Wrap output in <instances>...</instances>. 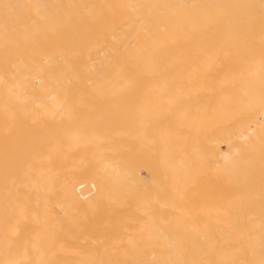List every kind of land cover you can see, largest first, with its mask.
<instances>
[{
  "label": "rangeland",
  "instance_id": "obj_1",
  "mask_svg": "<svg viewBox=\"0 0 264 264\" xmlns=\"http://www.w3.org/2000/svg\"><path fill=\"white\" fill-rule=\"evenodd\" d=\"M1 1V0H0ZM3 1V0H2ZM0 2V7H1V3H2V9L3 10H0L1 12H3V11H6L7 13H5V12H3V14L0 12V31H2L3 33L1 34V37H2V39L4 40L3 42H2V40H1V38H0V42H2V43H0V48L2 49V50H5V49H3L4 48V46L6 47V50H5V52L4 51H1V49H0V51H1V53H0V70H2L4 73H9V71L11 72L12 71V75H13V77H15V73H16V71H23V73L25 72V75H24V80H28V78H31V79H35V77L36 76H39L40 78H44V77H46V75H47V73H48V70L50 69L49 68V56H50V52L47 54V52H48V50L50 51V49L52 48V45L50 44V40L51 39H48V38H51V34H50V25H49V22H48V9L50 8V5H51V3H50V0H48L47 2H43L44 4L43 5H45V4H48V2H49V5L47 6V5H45V6H47L46 8L44 7V9H46L47 11H45V10H43V14H42V17H40V19H39V21L41 22H39V21H37V20H35V18L34 19H31V14L30 13H26V11H25V8L27 7V12H29V10H30V8L31 7H29V6H27V5H25V2L29 5V0H20L19 1V3H21V6H19V5H15L14 7H12V9L13 10H6L5 8H3V6H5V3L7 2V1H9V0H5V1H3V2ZM22 1H23V3H22ZM44 1V0H43ZM46 1V0H45ZM195 1V0H194ZM202 3H203V1L204 0H200ZM200 1H196V3L197 4H195L194 2L192 3V5L193 4H195V5H198V7L200 6L202 9H204V10H208V12H207V14H211V12L214 10L213 8H215V7H218L217 6V4H218V2L220 1V0H211V1H209V0H206L207 1V3H208V8H206V4H205V6L202 4V3H200ZM217 1V2H216ZM224 1V0H223ZM223 1H222V3H220V4H222V7H227V8H225L224 10H226L227 12H230V10H231V12L233 13H231L230 15H231V17H232V15H233V17L232 18H235V16L237 17V19H238V21H240L239 19H241V21H243L242 19H244L245 17H246V19H245V21L244 22H247L246 20L249 18V16H250V18H256L255 19V22H254V20H252V19H250V20H252V22H254V23H256L257 21L256 20H258V22H259V25H258V22H257V26H254L253 27V25L252 24H250L251 23V21H249L248 23L251 25L250 26V29H249V24H245L244 22H241L243 25H244V28H243V25L242 24H239L238 23V21H236V23H235V19H231L230 20V23L232 24V23H235V24H239L240 26H238L237 25V27L238 28H240V27H242L241 28V30H242V32L244 31L246 34H243L242 35V33H241V35H239L238 33L240 32V29H239V31L237 30V27H236V29L234 28L235 26L233 25V28H234V30L233 31H231V28L230 27H227V28H225V26H227L226 24H228L229 23V20L228 19H230V18H228L229 16L227 15V13H226V15L224 14V13H221V12H223V11H221V12H218V13H220V14H218V13H215V15L216 14H218L217 16H219V17H221L222 15H225V16H222V20H223V22L224 21H226V18H227V21L225 22L226 24L224 25V23L222 22V21H220L221 19L219 18V22H222V26H221V28L223 29H217L219 26H218V24H216L217 26L216 27H214V24H215V22H217V20L215 21V20H213V22L212 23H210V22H207L209 25H205V24H203V26H201V24L200 25H198L196 28H193V30H192V32L194 33V37L196 38V39H199V40H201V38H209V39H213L212 40V42H210V43H212V44H208V46L210 45V49L212 50V51H208L207 49L206 50H204L205 48H207L206 46H203V45H200V47L201 48H203V50L201 51V50H198L199 52H196V45H197V42H196V39L193 37V36H191V37H193V39H194V42H193V44H192V50L194 51V52H192V51H190V52H186V53H181V55L183 56V59H181L182 58V56H180V53L179 54H176V55H179V57H181V58H179L178 56H176V58H175V55H174V57L173 56H166V58H165V56H163V58H160V61H162V59L164 60V58H165V60H168L167 58H169V60L168 61H170V58H173V61L175 62L176 60L175 59H177V58H179V61L181 60V61H184V62H186L189 66V68L190 69H192V71L194 72V73H196V74H191V75H193V76H191V77H189L190 76V74L189 75H187L185 72H186V68L189 70V68L188 67H186L185 65H187L186 63H181V64H184V65H182V66H184V68H183V70L182 69H180L181 67V64H178L179 65V68L178 67H176V65L174 66V68H173V66L170 68V69H172L173 68V73L172 74H174V72H175V70H176V72H175V74L176 75H172L173 77H176V76H182V77H186V76H188V77H186L187 78V80L185 79V81H188V80H191L194 76H197L198 77V79H200L201 80V78H203V80H201V81H206V79H205V77L207 78V80H209V79H211V78H213L214 80H216L217 82H220V81H222V84H225V86H230V82L229 81H231V80H233L235 77L233 76V75H235L236 76V80H234L233 82H237L236 83V85H238V84H241V85H239V86H244L245 84H248L247 83V81H246V76L247 75H250V74H246V72L245 71H251V69L250 68H252V70H258V71H264V69H262V65L264 64H262L261 62H263V57L262 56H264V42L262 43V42H260L261 40H259L258 41V39H260V38H264V32H262L261 34L263 35V36H261L260 35V30H262L263 29V31H264V15H263V11H264V8L263 7H261V9H260V5L262 4H260V2L259 3H257L258 2V0L256 1H254V2H256L255 4H254V6H256L257 8L256 9H254V8H252V10H250L251 9V5H253V3L251 4V2H253V0H246V2H245V0H240L241 2H243V3H241L239 0H226L225 2L226 3H223ZM229 1V2H228ZM231 1H232V3H234V4H232L231 3ZM102 2V3H101ZM205 2V1H204ZM217 4H216V3ZM100 3V4H99ZM206 3V2H205ZM237 3H239V4H241V5H239L238 6V4ZM245 3H247V5H248V3H249V5H248V8H249V11L247 10V12H245L244 14L246 15H244L243 14V11H245L246 9H243V7L244 8H247V6H246V4ZM105 4V2H103V1H100V0H96V2L94 3V7H95V9L93 10V13H96V14H98V12L101 10V6H103ZM112 4H113V1H112ZM220 4H218V5H220ZM231 4V5H230ZM244 4V5H243ZM251 4V5H250ZM258 4H260L259 5V7H258ZM79 4H77V6H78ZM115 5V2H114V4H113V6ZM212 5V6H211ZM213 5L215 6V7H213ZM237 5V6H236ZM235 6L236 8H233V7ZM261 6H264V5H261ZM18 7V8H17ZM19 7H20V9H19ZM221 7V6H220ZM231 7V8H230ZM237 7H238V9H237ZM253 7V6H252ZM15 8V9H14ZM22 8V9H21ZM29 8V9H28ZM114 8V7H113ZM206 8V9H205ZM241 8V9H240ZM247 8V9H248ZM5 9V10H4ZM200 9V8H199ZM215 9H217V8H215ZM229 9V10H228ZM234 9H235V11H234ZM240 9V10H239ZM255 10V12H254V10ZM260 9V10H259ZM17 10V11H16ZM22 10V11H21ZM238 10V11H237ZM16 11V12H15ZM113 11H115V9H113ZM113 11H112V13H113ZM210 11V12H209ZM241 13H240V12ZM250 11H252V12H250ZM13 14H12V13ZM17 12L19 13V14H17ZM213 12H215V11H213ZM225 12V11H224ZM238 12V13H237ZM253 13V14H256V15H254L255 17H253V16H251V15H253V14H250V13ZM258 12H262V15H260V13H258ZM247 13V14H246ZM2 14V15H1ZM15 14V15H14ZM213 14V13H212ZM222 14V15H221ZM28 16L27 18L26 17H24V16ZM113 15H114V13H113ZM242 16V17H240V16ZM5 16V17H4ZM16 17V18H18V19H15L14 17ZM238 16H239V18H238ZM245 16V17H244ZM256 16H258V17H256ZM262 16V17H261ZM9 17H11L10 18V20H9ZM224 17V18H223ZM244 17V18H243ZM8 18V19H7ZM14 18V19H13ZM30 18V19H29ZM45 18V19H44ZM262 18V19H261ZM6 19V20H5ZM28 19V20H27ZM43 19V20H42ZM248 19V20H249ZM209 20H211V18L209 19ZM232 20H234V22H231ZM10 21H11V24H10ZM18 21V22H17ZM19 21H20V23H19ZM31 21H32V23H31ZM45 21V22H44ZM215 21V22H214ZM31 23V25H29V23ZM43 22H44V24H43ZM228 22V23H227ZM25 23V24H24ZM36 23V24H35ZM47 23V24H46ZM107 23H108V19H105V20H103V21H100L99 22V19L97 20V22H95L93 25H86L85 23H83V25H86V26H94V27H92V28H90L87 32H86V30H85V28L82 26L81 28H80V33H81V38H83V42H81V45L82 46H86V47H92L95 43H96V39L99 37V35H100V31H101V29H102V27H100L99 25H107ZM201 23H202V21H201ZM14 24V25H13ZM17 24V25H16ZM27 24V25H26ZM35 24V25H34ZM43 24V26H41ZM211 24H212V29H210V27H211ZM263 26H262V25ZM19 25H21L22 27H20ZM26 25V26H25ZM47 25H49V26H47ZM248 25V26H247ZM256 25V24H255ZM25 28H24V27ZM28 26V27H27ZM206 26H207V29H205L206 28ZM224 26V27H223ZM230 26H232V25H230ZM246 26V27H245ZM258 26H259V31H258V33L256 32L257 30H258ZM37 27V28H36ZM203 28V29H205V30H200V28ZM251 27H253L252 29H251ZM21 28V29H20ZM199 28V29H198ZM220 28V27H219ZM232 28V29H233ZM248 28V30H246ZM255 28V29H254ZM8 29V30H7ZM210 31H209V30ZM215 29V31H217L218 32V34H216V36H215V34H214V32H213V30ZM224 29L225 30H229L230 32H229V35H224L223 34V32H224ZM256 30V31H254V30ZM197 30H199V31H197ZM250 30V31H249ZM253 30V31H252ZM19 31V32H18ZM48 31V32H47ZM200 31H203L202 33L200 32ZM205 31V32H204ZM207 31L208 32H210V33H212V34H208L207 33ZM212 31V32H211ZM220 31H221V34H220ZM227 31H225V32H227ZM22 32V33H21ZM199 32H200V34H202V35H199ZM238 32V33H237ZM253 32H254V34H253ZM1 33V32H0ZM19 33H21L22 35H24V36H20L19 35ZM193 33L191 34V35H193ZM198 33V34H197ZM30 34V35H29ZM33 34V35H32ZM257 34V35H256ZM258 34L261 36H258ZM4 35H7V36H4ZM14 35H15V37H14ZM208 37H207V36ZM212 35H214V37H215V39L216 38H220V37H222V39L224 38V45H225V39H227L226 40V42L227 41H230V42H227L226 43V45H225V48H226V50L224 51L223 49V47H224V45H222L221 43H218V44H214V37L212 36ZM219 35V36H218ZM220 35H222V36H220ZM239 35V36H238ZM6 38V42H5V39H4V37ZM10 36V37H9ZM28 36V37H27ZM33 36V37H32ZM84 36H86V38H84ZM197 36V37H196ZM200 36V37H199ZM211 36H212V38H211ZM25 37V38H24ZM35 37V38H34ZM180 37V36H179ZM240 38V40H239V38ZM252 37L254 38V39H252ZM260 37V38H259ZM29 38V39H28ZM45 38H46V40H45ZM235 38V39H234ZM7 39H9V40H7ZM11 39V40H10ZM37 39V41H38V43L35 41V40ZM42 39H43V43H42ZM237 39V41H235ZM27 40V41H26ZM103 40L104 41H106L105 40V38H103ZM14 41V42H13ZM19 41H21V42H19ZM40 41H41V44H40ZM211 41V40H210ZM243 41H244V43H243ZM248 41H251V42H248ZM8 42V43H7ZM25 43V44H23V43ZM33 43L34 42V44L32 45V46H30L31 45V43ZM195 42H196V44H195ZM237 42H238V44H237ZM5 43V44H4ZM29 43V45H27V44ZM201 44H202V42H200ZM199 43V44H200ZM230 43V44H229ZM9 44V45H8ZM17 44H19V48H17L18 47V45ZM37 44V45H36ZM240 44H241V46H240ZM48 45V46H47ZM216 45H218L219 47H222V48H220V50L218 49V47L216 46ZM248 45V46H247ZM249 45H251V46H249ZM34 46V47H33ZM43 46H46V47H43ZM54 46V45H53ZM195 46V47H194ZM242 46H243V48H242ZM54 47H56V46H54ZM193 47H194V49H193ZM214 47H216L215 49H214ZM246 47H248L247 49H249L250 51H248L247 49H245ZM250 47L252 48V50L254 49V51H252L251 49H250ZM8 48V49H7ZM242 48V49H241ZM34 49V50H33ZM217 49V50H216ZM235 49V50H234ZM245 49V50H244ZM47 50V52H45ZM222 50H223V52L226 54V55H224L223 54V52H222ZM229 50V51H228ZM246 50L248 51V52H246ZM214 51V52H213ZM34 52H36V53H34ZM207 52V53H206ZM211 52V53H210ZM221 52H222V54H221ZM2 53H4V54H2ZM35 55H34V54ZM185 54V55H184ZM211 54V56H209ZM216 54H217V56H216ZM220 54H221V56H220ZM235 54V55H234ZM247 54H254V55H249V57H251V59H248L247 58ZM257 54H259L260 55V59H262V61L259 59V57L258 58H256V56L255 55H257ZM206 55H207V57H206ZM4 56V57H3ZM6 56V57H5ZM38 56V57H37ZM41 56H43V57H41ZM184 56H186V58L184 57ZM189 56H190V58H189ZM202 56V57H201ZM220 56V57H219ZM239 56H241V57H239ZM254 56V57H253ZM258 56V55H257ZM158 57V56H157ZM162 57V56H161ZM216 57V58H215ZM252 57H253V59H252ZM16 58V59H15ZM42 58V59H41ZM47 58V59H46ZM84 58V57H83ZM149 57H147V59H148ZM151 58H152V60H151ZM153 58H156V57H153V56H151L150 57V59H148V61L147 62H150L149 60H151V62H156V61H153ZM159 58H156V59H159ZM175 58V59H174ZM185 58V59H184ZM206 58V59H205ZM210 58V59H209ZM215 58V59H214ZM218 58H221V59H219V60H217ZM230 58V59H229ZM238 58V59H237ZM35 59V60H34ZM36 59H37V61H36ZM84 59H86V58H84ZM147 59H145V57H144V61L145 60H147ZM155 59V60H156ZM34 61L35 62V64H33V62L32 61ZM172 60V59H171ZM178 60V59H177ZM217 60V61H216ZM234 60V61H233ZM240 60V61H239ZM243 60H246V61H243ZM44 61V62H43ZM159 61V60H158ZM199 63H198V62ZM214 61L216 62L214 65H217V66H214L213 65V63H214ZM251 61V62H250ZM13 62H14V66L15 67H13ZM15 62H17L16 64H15ZM32 62V63H31ZM37 62V63H36ZM39 62V63H38ZM171 62V61H170ZM188 62H190V63H188ZM212 62V63H211ZM222 64H221V63ZM236 62V63H235ZM245 62V63H244ZM250 62V63H249ZM2 63V64H1ZM48 65H47V64ZM198 63V64H197ZM202 63V64H201ZM207 63V64H206ZM209 63V64H208ZM226 63V64H225ZM248 63V64H247ZM4 64V65H3ZM33 64V65H32ZM38 64H41V65H47V67H45V66H43V67H41V65H40V67H38L37 65ZM171 64H173L174 65V63H171ZM175 64H177V62L175 63ZM196 64V65H195ZM199 64L201 65V66H203V68L201 67V66H199ZM219 64V65H218ZM161 67L160 68H162V67H164V64H159ZM159 65L157 66V65H155V66H157L158 68H159ZM168 65H169V63H168ZM168 65H165V67H166V69L164 68V70H165V72H164V75L162 74L163 73V71H161V72H159L160 70H158V68L156 69V72H157V70H158V72L161 74V75H163L162 76V78L167 74L166 72H168V70H167V66ZM177 65V66H178ZM211 65V66H210ZM229 65V66H228ZM238 65V66H237ZM252 65H254V66H252ZM261 65V66H260ZM16 66H19V69L17 70V68L18 67H16ZM32 66H35L34 68L32 67ZM242 66H244L245 68H243ZM252 66V67H251ZM260 66V67H259ZM264 66V65H263ZM169 67H170V65H169ZM198 67H200V68H198ZM208 67V68H207ZM217 67V68H216ZM219 67V68H218ZM241 67V68H240ZM10 68V69H9ZM12 68H14V71H13V69ZM16 68V69H15ZM41 68V69H40ZM45 68H46V70H45ZM202 68V69H201ZM212 68V69H211ZM243 68V69H242ZM254 68V69H253ZM32 69V70H31ZM36 69V70H35ZM40 69V70H39ZM99 69H103V63L102 64H100L99 65ZM144 69L145 70H147L148 69V67L146 66V67H144ZM169 69V71H171ZM198 69V70H197ZM202 70V72L204 71V70H206V72L209 70L212 74H216V73H218L219 75H212L210 72H208V74H210L209 76L211 77H209L208 76V74L204 71V73H206L205 75L204 74H202V72L200 73V72H197V71H201ZM236 69V70H235ZM239 70V72H238V70ZM241 69L243 70L242 72H241ZM9 70V71H8ZM91 70L92 71H94V72H96L97 73V70H96V65H95V68L94 67H92L91 68ZM145 70H143L142 69V73H141V75L142 74H144V72H145ZM178 70H180V73H184L186 76H184V75H181L179 72H178ZM183 72H182V71ZM230 71V72H227V71ZM44 71V72H43ZM147 71H149V70H147ZM146 71V72H147ZM192 71H191V73H192ZM214 73H213V72ZM217 71V72H216ZM227 73H226V72ZM233 71V72H232ZM235 71V72H234ZM237 71V72H236ZM31 72V73H30ZM156 72L154 73V74H156ZM157 72V73H158ZM187 72H189V71H187ZM220 72H222V73H220ZM223 72L225 73L224 75H223ZM244 72V73H243ZM0 73H1V71H0ZM4 73H2L3 74V76H4ZM14 73V74H13ZM149 74H146L145 73V75H147V76H149L150 75V71L148 72ZM200 75H199V74ZM234 73V74H233ZM1 74V75H2ZM154 74H152L151 73V76H154ZM168 74H169V72H168ZM220 74H222V75H220ZM228 74V75H227ZM230 74V75H229ZM245 74V75H244ZM6 76H4V77H2L3 79H1L2 80V83H1V81H0V88L2 89V91H0V94L1 93H5V92H11V90H8V91H5V89L7 90V88L6 87H8V88H12V92H14L13 93V95H11L12 94V92L9 94L10 95V97L11 98H14L13 96H15V99L17 100V101H20V102H17V105L14 107V108H12L14 105V103H16V100H15V102L13 103L12 102V100L13 99H11L10 97H9V95L8 94H1V95H5V96H2V97H5L4 99H2V97L0 96V104H1V100H4V101H2V104L0 105V110H4V111H0L1 113L3 112L4 114L5 113H7V115L8 114H12L13 113V111L15 110V112L14 113H17V115H19L18 117L17 116H15L16 114H12L11 116H15V118L14 117H10V118H7L8 116L7 115H5V116H1V113H0V120H4V119H10V121H15V120H17L16 118H18V120H20V118L22 119V120H26V119H34L35 117H36V119H38L39 118V120H41V119H43V117H45V116H47V118H44L47 122H48V129H49V131L51 132V129H53V128H55V127H53L52 128V126H53V124L51 125V121L53 122V120H52V118L50 117V115L48 114V112L45 114V116H43L42 115V117H41V115H37V114H35V116H33L32 114H33V112H36V113H39V112H42V109H44V107H45V110L46 109H48V111L50 112V110H51V108L49 107L48 108V105L49 106H51V103H50V98H46L45 96H44V94L45 93H48V90H47V88L45 89L44 88V85H42V84H39V85H41L40 86V88L39 89H36L35 91H26L27 93H29L28 95L25 93V91H24V94H26L25 95V97H23V92H20V91H16V89L14 88V87H17V86H19V85H14V79L13 78H11L12 76H11V74H10V76H9V74H5ZM131 75V76H130ZM143 76V78H144V80L146 79L147 80V78H145L146 76ZM227 75V76H226ZM240 75V76H239ZM252 75V74H251ZM250 75V76H251ZM9 76V77H8ZM129 76L130 77H132V73H131V70L129 71ZM151 76H149V77H151ZM158 76H160V75H158L157 74V78H158ZM168 77H169V75H167ZM199 76H200V78H199ZM214 76V77H213ZM220 77V78H218V77ZM226 76V77H225ZM242 76V77H241ZM155 77V76H154ZM166 77V76H165ZM197 77H195L193 80H194V83H195V85H196V87H198L197 85L198 84H201V85H199V88H197L196 89V91H195V89H194V91H195V93H197L198 92V94H196V96L194 97V95L193 94H195L194 93V91L193 92H191L192 91V89H193V87L194 88H196L193 84H191V85H193V87L192 86H188V87H190V88H192L191 90H190V88H187L188 90L187 91H189L190 90V93L188 92L187 93V91H186V89L185 90H182L181 89V91H180V88H183V87H180V86H178L179 84H177V86H174L173 88L175 89V91L173 92H171V90H172V88H171V90H170V87H169V85H171V84H167V86H164V87H166L168 90H170V94H165V96L167 97L168 95L169 96H171L172 94H173V96H171L172 98L173 97H175V98H173V99H170V97L168 96L167 98L166 97H164V99H166V100H164L163 98H160L161 100V103H158V108H159V106H161L162 105V107L166 110L167 108L166 107H168L169 105H171V103L173 104L174 103V99H176V97H177V100L178 99H182L183 97V99L181 100L182 101V103L180 102V100L179 101H176L175 102V105L173 104L171 107H172V110H169V109H171V108H169L168 110L171 112V114H170V112H168V110L166 111V112H168L170 115H172V116H170L169 117V115H167V113L164 111V112H162L161 110H160V108H162V107H160L159 108V110L161 111V117H162V115L165 113L166 115H163V117L165 116V117H169L171 120H175V118L177 117H179L178 119H180V117H181V119L182 118H184V117H186V121H187V123L188 122H190V120L192 121V122H190L191 124L193 123V122H197V123H199L200 125H201V127H200V125L198 126L196 123L194 124V126H195V129H196V131L200 128V130H198V132H196L195 130H192V128L194 129V126H192L191 127V130L190 129H188L187 127L188 126H191V124L190 125H188V124H186V125H188L186 128H184V124L186 123H184V121H182V120H184V119H180L181 120V122L176 118V120H175V122H176V124H175V122L173 123L174 125H177V127H174V128H176V129H174V133H171L170 134V131H173L171 128H172V125L171 124H169L170 122H171V120L167 117L166 118V120L164 119V120H162L161 118H160V120H161V122H159V117H158V119H157V117H155V118H153V116L152 117H149L150 119L151 118H153V120H154V123L153 122H151V125L153 126L152 128L150 127L151 125H148V123H149V119L147 118L148 116H151V114L153 115V112L155 113V111H157V109L156 110H154V106L153 107H151L152 105H154L155 103H156V101L158 100L157 98V100H151L152 98L153 99H155L154 97L156 96V97H160V96H158V94H159V90H160V93L162 92V89H163V87H162V85H160V86H158V87H154V90H156V89H158V90H156L155 91V93L154 94H156V92L158 93L157 95H154V94H150V96L149 97H151L152 96V98L150 99V98H148V94L147 93H149L150 91V85H149V87H147V91H149V92H147L146 94H144L143 92V94L146 96V98H147V100L148 99H150L151 100V102L150 101H148V103L147 104H149V105H147V104H145L146 102H147V100H146V102L144 101L145 100V96H142V97H140L139 99H141L142 98V101H143V107L145 106V105H147V107L149 108V107H151V108H153V111H152V109L151 108H149V111L151 110V114H149V113H147L148 111V109H145V111L143 112V113H145V114H142L141 112V110L140 109H137V108H139V107H137L136 108V106H138V104L136 103V102H134V100L135 99H133L132 101L130 100V98L132 99L133 97H134V93L135 92H137L138 91V89H134L133 87H132V85L130 84V85H128V87L126 88V89H124V91L127 93V97H130V98H127V100H128V102L127 101H125V103L127 104V103H130L129 105H126L125 103H124V107L126 108H124V111L125 110H127L128 111V109H130V108H133L132 106H133V103L135 104L134 106H135V108H134V113H136V117H139V119L138 120H140V121H138L136 118V122H137V124H134V126H135V128H134V126H132V128L133 129H131V127H130V125L127 127V128H125L124 130H125V140H128V141H123V142H128V143H126V144H124V147L126 146V148L128 149L127 150V152H126V149H124V147H123V149H124V151H122V149L120 148V151L121 152H123V153H117V154H115L114 152H112V155L111 156H114L115 157V155L116 156H120V154H122V156L123 157H121V158H124L126 155V157H129L130 155H132L131 153H135L136 151H138V150H144L145 148H143V147H148V148H146L145 149V151H142L141 153L139 152V153H136V156L138 155V159L137 158H135V156H132V157H134L135 158V162H134V160L132 159V158H128L129 160H131V163H128V164H130L131 166L129 167L128 165V167L127 168H129V172H133L134 174H135V176H136V178H134L135 180H128V181H120V182H117V185L115 184L116 182H106L107 184H105V182H104V185H103V187L105 186H110V188L109 187H107L106 189L105 188H101L100 187V185H99V190L101 189V191L103 190V192H101V194H103V195H105L106 196V194H108L109 192H110V189L112 190V192H111V194H110V196H109V194L106 196L107 198H108V200H107V198H104L103 200H102V196L103 195H101V194H98V195H96L97 196V198L99 197L103 202H101V200H99V199H96V197H95V195H93V197L95 198V199H93L92 198V196L91 197H83V200L82 201H80L79 199L80 198H77L78 199V201L77 202H75L77 199L76 198H74V199H76V200H73V198L72 199H70L69 200V198L68 197H66V196H64V195H66V193H68L69 192V190L67 191V189H63V188H65L64 186L65 185H63V187L62 186H60V184H59V182L61 181H63V180H66L64 177H65V174H66V172H64V174H62L61 176L63 177H57V178H55L54 176H53V173L51 174L56 180H57V182H56V180L55 179H53V180H55V184H57L56 185V188H57V186H60V187H58L57 188V190H56V192H57V195H56V197H55V194L53 193V191L56 189L55 187H48V186H46V187H48V189L46 190L47 191V193H45L44 192V190L45 189H43V186H41L40 188H37V187H39V185H37V187H35L36 185H32V184H30V186L29 185H25V184H23V185H21V186H23L24 188H25V186H26V188L27 189H24V188H22V190H23V192H22V195L23 196H21V197H19L18 196V198H17V200H14L15 202H17V201H19L18 199H21V198H23L21 201H25L26 200V202L27 203H31L32 204V201H33V199H34V197H32V195L34 194L33 192H35V197H37V195H38V192H40L39 191V189L41 190V189H43V193H44V195L42 194V192H41V196L44 198V199H46L47 200V204L49 205H47V214H45V215H47V216H45L44 217V215H41V217L43 216V218L41 219L42 221H44V222H42L40 219H38V218H35V221L37 222V219H38V222H37V224H36V222L34 221V219L33 218H31L34 222H35V224L33 223V221H30L28 218H27V222L26 221H24L23 223L22 222H19V225H15L14 227H12L11 229H10V227L8 228V226H6V228L4 227V229H3V231H2V229L0 230V237H1V239H0V241H1V243H0V246L3 248V252L1 253V259H0V263L2 262V264L3 263H5V264H8L7 263V261L9 262V264H43V262L45 261V259L46 258H48V257H50L49 256V252H50V250L52 251V252H50V254H51V257L48 259V262H47V259H46V261L44 262V264H164V263H166V262H168L167 264H174V263H179V264H206V262L207 263H209V261L207 260H205V262H204V259L206 258V259H209L210 260V258L212 259L213 258V260H211V264L213 263V264H219L218 262H220V260L222 261L221 263L223 264V262H225V261H227V259L228 258H231L232 259V257H233V260H232V262H233V264H235V262H237V261H239L238 260V258H240V259H243L244 257H250L251 258V256H252V258L250 259V262L251 263H248V259L247 258H244V259H246L245 261H244V259L243 260H241L240 262H238L239 264H264V262H261V261H263L264 260V252H263V248L262 247H264L263 245H264V235H262L261 236V238H259V239H257L256 240V242H255V246L253 247V249L252 250H250L249 249V252H247V249L246 250H244L245 249V244L246 243H244L243 241H244V238L243 237H241L242 239H240V236L241 235H243L244 236V234H241L240 233V231H238L237 229H239V228H241L242 230H244V227L242 226V225H246L245 226V228L247 227V225H249L248 226V228H252L253 230H256V231H254V232H252L251 231V233H255V234H257V236H258V234L261 232V234L263 233L264 234V217H263V219H262V216H264L263 214H264V156H262L261 154H263L264 155V151H262L261 149H264V144H263V142H264V132H263V130H264V128H262V126L264 125L263 123H264V120L263 119H261L262 117H260L261 115H259L258 117H259V120L261 121V122H259L258 124H257V126H256V129H257V127H258V129L257 130H259V133H260V136H261V138L259 137V135H257V133H258V131H254V132H250V134L252 135V137L253 136H256V139H255V137H254V139L249 135L248 136V134H244L243 135V133H241V134H238V130H236L237 129V126H239L241 123H242V119H244V117L246 118V117H248V113H244V112H240L239 111V109H237L236 107H233L232 108V106H233V103L234 102H236V99H234V102L232 103V102H230L229 104H231L232 103V106L231 105H229L228 103V106L229 107H231V109L227 106V104H225L226 102L224 101L223 102V98H222V96H223V94L224 93H226V91H228V89L226 90V89H224L223 88V90H221L220 92H217V90L215 91L214 90V88H216L217 87V83L212 79V80H209L208 82H210V84L209 83H207V85H210L211 87H212V83L211 82H215V84H213V89L211 88V87H209L208 86V88L207 87H204L205 89H204V92H203V86L205 85L203 82H201L200 80H196L197 79ZM233 79H232V78ZM239 77V78H238ZM241 77V78H240ZM253 78H250L251 80L253 79H257L256 77H258V79H260V78H263L264 77V73L262 74V73H256V75H254L253 74V76H252ZM161 78V79H162ZM209 78V79H208ZM217 78V79H216ZM222 78H224V79H222ZM238 78V79H237ZM33 79V80H34ZM167 79V78H166ZM228 79H231V80H228ZM248 79V78H247ZM250 79H248V81H251ZM146 80H145V82H146ZM163 80H165L164 78H163ZM184 80V79H183ZM13 81V82H12ZM148 81V80H147ZM192 81V80H191ZM197 83H196V82ZM227 81L229 82V83H227ZM149 82V81H148ZM148 82H146V83H148ZM193 82V81H192ZM198 82H200V83H198ZM225 82V83H224ZM232 82V81H231ZM240 82V83H239ZM146 83H144V85L145 86H148ZM149 84V83H148ZM189 85H190V83H188ZM204 84V85H203ZM10 87H9V86ZM166 85V84H165ZM173 85H175V84H173ZM182 85V84H181ZM186 85V84H185ZM206 85V86H207ZM235 85V84H234ZM29 86V85H28ZM27 86V87H28ZM145 86H143L144 87V91H145ZM187 86H185V87H187ZM215 86V87H214ZM219 86V85H218ZM224 86V85H223ZM232 86H233V84H232ZM4 87V88H3ZM26 87V88H27ZM143 87H141L140 89L142 90L143 89ZM169 87V88H168ZM172 87V86H171ZM179 87V88H178ZM25 88V89H26ZM152 88V87H151ZM212 89L213 91H215L216 92V94H214V95H212L213 94V92H212V94L211 95H209L210 94V92H208V89ZM221 88V87H220ZM41 89V90H40ZM46 90V92H45V90ZM128 89H129V91H128ZM140 89H139V91H140ZM201 89H202V92L204 93H201L200 94V92H201ZM209 89V91H212V90H210ZM217 89V88H216ZM222 89V88H221ZM73 90H75V91H78V90H76V89H69V91H73ZM92 91V89H81L80 91ZM168 90H166V91H168ZM262 90H264V88L262 89ZM5 91V92H4ZM58 91H61V90H58ZM68 91V90H67ZM75 91H73V92H75ZM151 91H153V88L151 89ZM164 92H165V90H163ZM186 92V94L185 95H190L191 93V95H193V98H192V96L190 95V98L191 99H194L195 98V101L194 100H188V99H190V98H186V97H188V95L187 96H184V94L183 93H185ZM200 91V92H199ZM207 91V92H206ZM225 91V92H224ZM19 94V92H20V94H22V96H20V99L21 100H19L18 98H19V95L17 94V93ZM45 92V93H44ZM62 92V91H61ZM146 92V91H145ZM169 92V91H168ZM38 93V94H37ZM151 93H153V92H151ZM218 93H220V94H218ZM232 93V92H231ZM42 94H43V96H42ZM200 94V95H199ZM205 94H207V95H205ZM232 94H235V92L233 91V93ZM17 95V96H16ZM29 95H30V97H31V99H30V97H29ZM137 95H142L141 94V91H140V94H138L137 93ZM153 95H154V97H153ZM161 95V97H162V94H160ZM163 95H164V93H163ZM199 95V96H198ZM203 95V96H202ZM215 95H218V98H217V100H218V102H217V100H216V96ZM8 96V97H7ZM35 96V97H34ZM42 96V98L46 101L45 102V104H39V106L40 107H38L37 106V102H35V101H33L32 102V100H34V99H37L36 97H41ZM136 96V95H135ZM181 96V97H180ZM202 96V98L204 97V99L205 100H203L202 98H200ZM210 96V99L209 100H207V98H205V97H209ZM212 96V97H211ZM29 97V100L28 101H26L27 100V98ZM213 97L215 98L214 99V101H213ZM221 97V98H220ZM46 98V99H45ZM144 98V99H143ZM220 98V99H219ZM237 98V97H236ZM5 99H9V100H5ZM10 99H11V101H10ZM25 99V100H24ZM49 99V100H48ZM163 99V100H162ZM199 101V103L198 102H196L197 100ZM200 99H202V101H204V103H202L201 102V100ZM90 100H92L91 102H89ZM184 100H188V102L186 103V105H184L185 104V102H183ZM219 100H221V101H219ZM9 101V102H8ZM47 101H49V103L47 102ZM98 101H100V102H98ZM101 101H104V100H96V99H89V100H87V102L85 103V101L84 102H81V103H85V105L89 102V105L87 106L86 105V109H85V105H84V107H83V105L81 104V103H79V105H77V110H80V105H81V111H83L84 113H87V114H89V112H90V114L89 115H93L94 113H96V112H98L97 111V108H96V106H98V104L100 105L98 108L99 109H101L102 107V110L103 109H106L109 105L108 104H110L111 105V101L110 100H107V102H106V100L104 101V102H102L101 103ZM137 102H139V103H141L142 104V102H140V100L138 101V100H136ZM154 101V104H152L151 105V103ZM164 102V104L165 105H167V106H163L164 104H163V102ZM206 101H207V103L210 101V102H212L213 101V103H212V105H217L218 103V105H217V107H219L220 106V104L222 103V105H221V108H219V110H217L216 109V107H215V105L214 106H212L211 105V107H210V102L207 104L206 103ZM3 102H4V104H3ZM22 102V103H21ZM28 102V103H27ZM97 102H98V104H97ZM105 102L107 103V104H105ZM131 102H132V104H131ZM181 103L180 105L179 104H177V103ZM192 102V104H193V106L192 107H194V110L193 111H195V112H197V111H199V114L200 113H202V114H200V116H198L200 119H197V118H195L196 116H197V114H198V112H197V114H196V116L194 117V113H192V111H191V109H189L190 111H191V115H193V117H192V119L190 118L191 117V115L189 114V116L190 117H188V116H181L182 115V112L184 113V112H186V113H190V111L188 112L187 111V105L188 104H190V103ZM214 102H216V103H214ZM221 102V103H220ZM9 103V104H8ZM10 103H13L12 104V106L10 105ZM27 103V104H26ZM46 103H47V105H46ZM92 103H95V105L93 104V105H91L92 106V108H91V106H90V104H92ZM194 103H197V105L198 104H200V103H202L203 104V106L201 105V107L200 108H198V106L197 107H195L194 106ZM21 104V105H20ZM31 104L33 105L32 107H31ZM36 104V105H35ZM145 104V105H144ZM191 104V105H192ZM6 108V106L7 105H9L12 109H13V111H8V112H5V108L3 107V106ZM107 106V107H105V106ZM130 105H132L130 108H129V106ZM151 105V106H150ZM180 106L179 108L178 107H176V108H178V111L177 110H175L176 108H174V106ZM226 105V106H225ZM8 106V107H9ZM25 106L27 107L26 109H28L29 111H30V108H31V114L28 112V114H24V112H26V109H25ZM30 106V107H29ZM182 106V107H181ZM183 106H185L186 108V111H185V109H183L184 107ZM206 106V107H205ZM208 106V107H207ZM222 106H223V108H222ZM236 106V105H235ZM9 107V108H10ZM17 107H23V109H24V111L20 114V110H19V108H17ZM89 107L91 108V109H89ZM146 107V106H145ZM144 107V108H145ZM189 107H191L190 105H188V108ZM213 107H215V108H213ZM224 107H226V108H228V109H230V110H228V109H225ZM2 108H4V109H2ZM9 108H7V110L9 109ZM11 108H10V110H11ZM39 108V109H38ZM96 108V109H95ZM144 108H142V109H144ZM157 108V107H156ZM180 108H182L183 110L181 111V109ZM16 109L19 111H17L16 112ZM83 109H85L86 111H84ZM88 109H89V112H87L88 111ZM199 109V110H198ZM206 109H208L209 111H207ZM213 109L215 110V111H213ZM221 109V110H220ZM223 109H225V110H223ZM6 110V111H7ZM27 110V111H28ZM131 110V109H130ZM137 110V112H135ZM138 110H140V112L138 111ZM173 110H175V114L174 113H172V111ZM205 110L207 111L206 113H205ZM212 110V111H211ZM227 110V111H226ZM44 111V110H43ZM133 111V110H132ZM159 111V112H160ZM181 111V112H180ZM225 111V112H224ZM232 111H233V113H232ZM12 112V113H11ZM131 112V111H130ZM139 112V114L140 115H137V113ZM159 112H158V114H159ZM209 112H210V114H209ZM219 112H220V114H221V112L223 113V114H225L226 113V115H223V114H219ZM228 112L230 113L229 115H228ZM237 112H239V116L237 115L238 113ZM2 113V114H3ZM19 113V114H18ZM146 113H147V117H145L146 116ZM163 113V114H162ZM185 113V114H186ZM235 113V114H234ZM126 114H128V112L126 113ZM174 114V115H173ZM178 114H180V116H178ZM206 114H208V115H206ZM215 114H217V115H215ZM246 116H245V115ZM258 114H260V113H258ZM22 115H23V117H22ZM24 115H25V117H24ZM28 115H30L29 117H28ZM132 117H133V115L134 114H130ZM130 115L128 114V116L130 117ZM141 115H144V119H140V116ZM157 115V114H156ZM156 115H154V116H156ZM203 115V116H202ZM215 116V120L214 119H212L211 118V116ZM235 115H237V116H235ZM40 116V117H39ZM135 116V115H134ZM159 116H160V114H159ZM206 116H207V119H212V120H207L206 119ZM232 116H234V118L236 119V120H239V119H241L242 118V116H243V118L241 119V121H239V122H237ZM5 117V118H4ZM28 117V118H27ZM129 117H126L125 119H126V121H128V118ZM132 117H131V119H132ZM142 117V116H141ZM172 117H174L173 119H172ZM188 117V118H187ZM220 117V118H219ZM222 117V118H221ZM41 118V119H40ZM143 118V117H142ZM205 118V119H204ZM219 118V119H218ZM224 118V119H223ZM227 118V119H226ZM229 118H232L233 119V121H232V119H231V121H230V119ZM12 119V120H11ZM50 119V120H49ZM146 119V122H145V124L144 123H142V120H145ZM156 119H157V121H156ZM167 119H168V122H167ZM190 119V120H189ZM195 119V120H194ZM225 120V122H231V123H233L234 124V126L232 125V126H230L229 125V123L228 124H222V125H224L225 127H223L222 126V130H221V127L220 128H218V127H214V125L215 126H217L218 124H220V123H222V122H224L223 120ZM2 120V121H3ZM133 120V119H132ZM130 121V123H133V121H135V120H133V121ZM148 120V121H147ZM152 120V119H151ZM152 120V121H153ZM169 120H170V122H169ZM177 120H178V122L179 123H181L180 125L179 124H177L178 122H177ZM221 120V121H220ZM246 120V119H245ZM9 121V120H8ZM125 121V120H124ZM157 122V124H155L156 122ZM162 121L164 122V124L162 123ZM201 121V122H200ZM206 121V122H205ZM208 121V122H207ZM64 123H62V122H59V125H61L60 123H62V125H63V127H64V130H66L65 128H66V126H67V128H68V130L70 129H72L73 128V126L71 125V124H81L80 122L79 123H70L69 121L67 122V121H63ZM66 122H67V125H66ZM161 123V125H158L159 123ZM182 122H183V124H182ZM202 122H204V125H205V123H209L210 124V126L211 125H213L212 127H211V130H210V128H208V126H209V124H208V126L207 125H205L206 127H207V129H205V126L203 125V123ZM211 122V123H210ZM224 122V123H225ZM241 122V123H240ZM54 123V122H53ZM58 123V122H57ZM68 123H69V125H68ZM121 123V122H120ZM128 123V122H127ZM166 123V124H165ZM237 123H240V124H237ZM11 124H13V123H11ZM14 124H18V123H14ZM25 124V123H24ZM29 124V123H28ZM65 124V125H64ZM87 124V123H86ZM95 124V129H97L96 131L98 132V130L99 131H101V132H103L105 129L104 128H106V130L104 131V133H106L107 135L109 134L108 132H106V131H110L111 129H108V128H110L109 127V125L111 126L112 124L113 125H116V123L114 124V123H112V124H110L109 123V125L107 126V124L105 123H103L102 122V124H103V126L104 125H106V126H104V128H103V126H102V124L100 123V127H98V126H96V123H94ZM144 124V125H143ZM146 124L148 125V126H146ZM171 125V126H169V125ZM235 124H237V126H235ZM261 124H263V125H261ZM56 126H57V124H55ZM82 125V124H81ZM92 125V124H91ZM91 125H86L85 126V128L86 129H89V130H87L88 132H96L95 131V129H94V125L91 127ZM99 125V124H98ZM118 125H120V126H122V125H124V126H126V125H128V124H124L123 122H122V124H119V122H118ZM117 125V126H118ZM131 125H133V124H131ZM181 125L183 126V128L181 127ZM193 125V124H192ZM227 125H229L228 127H227ZM124 126H122V127H124ZM144 126H146V129H145V127ZM155 126H156V129L157 130H159V131H161V134L159 135V133L157 134V136L159 135V141L161 142V144H162V147L160 148V145H158V144H156V145H158V146H155V144H152L153 143V141L154 140H156L157 138H155L154 137V135H155V131H157L156 129H155ZM158 126L160 127V128H158ZM164 126H169L170 128L169 129H167V128H164ZM179 126V127H178ZM72 127V128H71ZM90 127H91V130H90ZM98 127V128H97ZM130 127V129H128ZM147 127H149V129L147 128ZM161 127H163V129L161 128ZM197 127H199V128H197ZM230 127H232V128H230ZM94 130H93V129ZM114 128V127H113ZM144 128V130L146 131H148L146 134L145 133H143V129ZM151 128V129H150ZM154 128V129H153ZM190 128V127H189ZM203 128L205 129V130H203ZM213 128V129H212ZM224 128H227V129H224ZM260 128V129H259ZM162 129V130H161ZM167 129V130H166ZM171 129V130H170ZM181 129V130H180ZM214 129H215V131H214ZM218 129H220V130H217ZM228 129H231L230 131H228ZM256 129H254V130H256ZM93 130V131H92ZM132 130V131H131ZM153 130H155L154 132H153ZM170 130V131H169ZM177 130V131H176ZM180 130V131H179ZM188 130H189V132H188ZM201 130H202V132H201ZM213 130V131H212ZM223 130H224V133H226V134H224V133H222L223 132ZM233 130V131H232ZM238 131V132H236V131ZM142 131V132H141ZM144 131V132H145ZM179 131V134H177V132ZM192 131V132H191ZM194 131L196 132V134H197V140H198V142L199 141H201V139H203V137L204 136H209V137H211L212 139H213V136L215 137V139L214 140H212L211 138H209V137H205L202 141L204 142V144H203V142H201V145H202V147H203V150H202V147H200V145H199V143L197 144L199 147H200V149L202 150V151H204V152H202V153H200V151L201 150H199V147H196L195 145V143H197L196 141V138H194L195 139V145L194 144H192L193 143V138H192V136H193V134L192 133H194ZM212 131V132H211ZM232 131V133L234 132V133H237V136L236 135H233V134H230L232 137H230V135L229 136H223V135H227V134H229L230 132ZM87 132V133H88ZM100 132V133H101ZM151 132H153V133H151ZM164 132V133H163ZM181 132V133H180ZM183 132V133H182ZM207 132V133H206ZM209 132V133H208ZM218 132H220V134L218 133ZM228 132V133H227ZM257 132V133H256ZM263 132V134H261ZM25 133V132H24ZM60 133V135L61 134H64V132H59ZM140 134V133H143L144 135H146V136H144V138L146 139V137L148 138V135L151 137V139H149L148 138V140H147V143H150L149 145H150V148L151 149H153L154 150V148H155V151H153V150H151V151H149L148 149H149V146H147V145H145L144 143V141H146L143 137H141L140 139H139V137L137 136L138 134ZM151 133V134H150ZM189 133V134H188ZM206 133V134H205ZM212 133H214V135L212 134ZM240 133V132H239ZM258 133V134H259ZM20 134H22V133H20ZM34 134H36L35 132L34 133H31V135H34ZM39 134V133H38ZM74 134H76V133H74ZM143 134H141V136H143ZM148 134V135H147ZM169 134V135H168ZM175 134H177V135H175ZM182 134H184V136H182ZM185 134H186V137H191L192 138V143H191V145H192V148H193V145L196 147V148H198V150H196V148L195 149H192L190 146L191 145H189V147L191 148V150H193V151H190V149H187L186 147L188 146L187 144L189 143H187V141L189 140V138H188V140H186V142H185V139L186 138H184V141L182 142V139H183V137H185ZM189 136H188V135ZM196 134H194L195 136H196ZM202 134V135H201ZM205 134V135H204ZM18 135V132L15 130L10 136H9V134L7 135V138L8 137H11L12 138V140H13V137L15 136H17ZM30 135V134H29ZM37 135V134H36ZM58 135V134H57ZM81 135V134H80ZM82 135H86V134H82ZM88 135H90V133H88ZM132 135V136H131ZM135 135H136V137H138V139L141 141V139H142V142H140L139 140H136L135 139ZM180 135L182 136V138L179 140L180 141V143H182V145L180 144V146L178 145L179 144V141H178V138L180 137ZM204 135V136H203ZM241 135V137L243 138V136H244V138L243 139H239V136ZM243 135V136H242ZM263 135V136H262ZM59 136V135H58ZM153 136V137H152ZM173 136H175V138L176 137H178L175 141H173L175 138L173 137ZM194 136V137H195ZM201 136H202V138H201ZM216 136H218V137H216ZM219 136L222 138H219ZM235 136V137H234ZM60 138H62V139H64V137L62 136H59ZM58 137V140L60 139ZM129 137V138H128ZM132 137H134V139L132 140L131 138ZM162 137V138H161ZM167 137V138H166ZM172 137V138H171ZM225 137V138H224ZM226 137H228L227 139H226ZM245 137H249L248 139L246 138L245 139ZM250 137L254 140V142H256V144L254 143V142H251V141H253L252 139H250ZM4 138H6V135L4 136ZM164 138H165V140H164ZM173 139L172 140V143H174L173 145H172V143L170 142V140H168V139ZM190 138V139H191ZM231 138H232V140H231ZM234 138V139H233ZM237 139V142L239 143V145L240 144H242V145H238L237 144V142H235L236 141V139ZM65 139H67V138H65ZM64 139V140H65ZM129 139H131L130 141L132 142H134L135 140H136V144L138 143V145H137V148L135 147L136 146V144H135V146H134V143L132 144V143H130V141H129ZM153 139V140H152ZM211 139V140H210ZM218 139H221L220 141H218ZM258 139H260V140H258ZM262 139V140H261ZM144 140V141H143ZM158 140V139H157ZM207 140V142H205ZM208 140H209V142H208ZM227 141V142H225V141ZM239 140H241V141H243V143L241 142V141H239ZM246 140H247V142L248 143H246ZM251 140V141H250ZM60 141H62V140H60ZM137 141H139V142H137ZM158 141V142H159ZM167 141H169L168 143H166ZM190 141V140H189ZM213 141V142H212ZM214 141H216V143L214 142ZM249 141H250V143H249ZM263 141V142H262ZM11 142V141H10ZM88 142V141H87ZM95 142V141H94ZM159 142V143H160ZM212 142V143H211ZM235 142V143H234ZM257 142H258V144L259 145H262L260 148H258L259 149V151H257V147H258V144H257ZM260 142V143H259ZM88 143H90V144H88V146L90 145V147H94V146H98V143H100V142H97V144H96V142L95 143H93V144H91V142H88ZM139 143H140V146H139ZM176 143H178V144H176ZM184 143H186L185 144V148H184V146H183V144ZM189 143V144H190ZM211 143V144H210ZM213 143H215L214 144V146H215V148L217 147L218 148V146H219V149L217 150V151H219L220 153H218L217 151H216V149H214V150H209V151H211V152H209L210 154H207V155H205V156H209V158H207L206 157V161L203 159V158H201L202 156L204 157V155H202L203 153L204 154H206L208 151H207V149L205 148L206 147V145H207V148L208 149H210V147L211 148H214L212 145H213ZM220 143V144H219ZM245 143V144H244ZM253 143V144H252ZM105 145L107 144V143H104ZM103 144V145H104ZM127 144L128 145H130L131 144V146L133 145L134 146V148H133V146H132V148L133 149H135L134 151H133V149L132 148H130L129 146L127 147ZM145 146H144V145ZM172 146H171V145ZM206 144V145H205ZM244 144V145H243ZM248 144H250V145H253V147L252 148H254V149H256V150H253V151H251L252 150V148L250 149V147L248 146ZM85 145L87 146V144L85 143ZM103 146V148L104 147H109V148H111L110 146V143L109 144H107V146ZM109 145V146H108ZM141 145H142V147H141ZM153 145V146H152ZM168 145V146H167ZM187 145V146H186ZM254 145H257V146H254ZM139 146V147H138ZM153 148H152V147ZM163 146L165 147V148H163ZM178 146L180 147V148H184L185 150H181V151H183V152H185L184 154H186V155H184L181 151H179V153L177 154V151H178V149H180V148H178ZM242 146V148H240ZM247 146V147H246ZM98 147H100V146H98ZM157 147H159V149L157 148ZM171 147L172 148H176V150L175 149H173L172 151H174V152H172V153H175V155L177 154L178 156V158L174 155V154H170L169 155V152L171 153ZM249 147V148H248ZM139 148V149H138ZM141 148V149H140ZM163 148V150H160V149H162ZM166 148H168V149H166ZM237 148V149H236ZM105 149V148H104ZM130 149H132V152H130ZM157 149V150H156ZM204 149H206V150H204ZM221 149V150H220ZM233 149V150H232ZM235 149H236V151H235ZM244 149V150H243ZM245 149H248L249 151L247 152ZM106 150V149H105ZM170 150V151H169ZM229 150H230V152H229ZM153 151V152H152ZM161 152L162 151V153L164 154V156L163 157H161L162 155L161 154H159V152ZM189 151H190V153H189ZM198 151V152H197ZM207 151V152H206ZM214 151H216V152H214ZM238 151V153H236ZM246 151V152H245ZM255 151H257V153L255 152ZM261 151V152H260ZM73 152H75V151H72V153H70L71 155H70V157H73V160L74 159H77V155L75 156V153H73ZM91 152V151H90ZM118 152V151H117ZM125 152V153H124ZM149 152H150V154H151V157H153V158H151L150 157V154H149ZM156 152H157V155H156ZM167 152H168V154H167ZM180 152L183 154V158H184V156H188L187 158H189L191 161H193L192 163H193V165L194 164H198L199 166H200V163L202 162L203 164H206V166H204V165H202L201 167H199L198 165H195L194 166V168L196 169V171H194V168H193V166L190 164V160L189 159H187L186 157L184 158V162H183V159L180 157ZM188 152V153H187ZM191 152H192V154H191ZM227 152H229V153H227ZM243 152H245V153H243ZM252 152H254L253 153V157H254V159H252L251 160V158H252ZM263 152V153H262ZM113 153H114V155H113ZM127 153V154H126ZM195 153H197V154H195ZM198 153H200V154H198ZM240 153V154H239ZM73 154V155H72ZM91 154V153H90ZM119 154V155H118ZM141 154V155H140ZM147 156H146V155ZM149 154V155H148ZM152 154H154L153 156H152ZM193 154H194V156H196V155H202L201 157H200V159H197L198 158V156H197V158H195V157H189V155H192L193 156ZM212 154L214 155L212 158H218V161H217V159H212V160H210V157L212 156ZM215 154H217L216 156H215ZM220 154H222L223 156H224V158H220V156H222V155H220ZM229 154V155H228ZM243 154V156H244V159H242L243 161H245V163H247V167L246 166H242V168H249L248 167V165L250 166V168H249V172L247 173L246 171V169H245V171L244 172H242V173H239L238 174V171H239V169H238V171H237V173H236V170H237V168L238 167H236V165H235V163H237L236 161L239 159V156H241ZM257 154V156H255ZM259 154V155H258ZM129 155V156H128ZM161 155V156H160ZM172 155V156H171ZM211 155V156H210ZM140 156V157H139ZM143 156H146V157H143ZM169 156V157H168ZM243 156L241 157V158H243ZM249 156V157H248ZM76 157V158H75ZM105 158L106 157H109V156H104ZM142 157H143V159H144V161L146 162H143V159H142ZM161 157V158H160ZM172 157V158H171ZM175 157V158H174ZM231 157H233L234 158V160H235V158H236V160H235V162L234 161H232V160H230L231 159ZM248 157V158H247ZM261 157H263V158H261ZM90 158V155L88 156V159ZM139 158H141V160H139ZM179 159V161L180 160H182V162H181V164H180V166H179V161L177 160V159ZM232 158V159H233ZM240 158V159H241ZM260 158H261V160H260ZM127 159V160H128ZM136 159H137V162H136ZM152 159V160H151ZM160 159V160H159ZM162 159V160H161ZM197 160V162H196V160ZM221 161H223V162H221ZM229 159V160H228ZM238 160L239 161V163H241V160ZM249 159V160H248ZM258 159V161H256ZM10 160V159H9ZM123 160L124 159H122V161L121 162H123ZM126 160V162H129V160L127 161ZM147 160V161H146ZM150 160V161H149ZM166 160H168V161H166ZM171 160V161H170ZM248 160V161H247ZM255 160V161H254ZM7 161V160H6ZM11 161H12V159H11ZM139 161H142V162H139ZM149 161V163H147ZM153 161V162H152ZM158 161V162H157ZM160 161H163L162 163L160 162ZM176 161H178V165L176 164ZM186 161H188V162H186ZM214 161H217V164H216V162H215V166H213V167H216V168H218L219 166H218V164L219 163H221L220 165L221 166H228V164H229V162L226 164V161H231L232 163L234 162V167L232 166V168L231 167H227V170L229 169V168H231L230 170H228L229 172H230V174L232 173V172H234V173H232L231 175H233V177L232 176H230L229 175V172H227V170H222L223 172H221V168H223V167H219V169H220V171H219V169L218 170H216V168H215V170H213L212 171V169H213V167H211L213 164H214ZM247 161V162H246ZM261 161V162H260ZM263 161V162H262ZM2 162V160L0 161V163ZM5 161H3V163H4ZM10 162V161H9ZM124 162H125V160H124ZM123 162V163H124ZM164 162H173V163H171V165H170V163H169V166H165V163ZM174 162H175V164L177 165V166H174L173 167V164H174ZM196 162V163H195ZM213 164H212V163ZM219 162V163H218ZM51 163V162H50ZM135 163H136V165H135ZM139 163V165H137ZM140 163H142L141 164V166H140ZM154 163V164H153ZM161 163V165L162 164H164V166H159V164ZM192 166H189V164ZM201 163V164H202ZM207 163H209V164H207ZM211 163V164H210ZM231 163V164H232ZM255 163V164H254ZM258 163H259V165L260 166H258ZM261 163V164H260ZM6 164H9V163H6ZM56 164V163H55ZM55 164L53 165H50V167L51 166H55ZM74 164V163H73ZM91 164H92V162H91ZM90 163H89V165H88V163H87V166H93V165H91ZM132 164H134V165H132ZM145 164H147V165H145ZM150 164L152 165V166H150ZM158 164V165H157ZM174 164V165H175ZM182 164H184V166H185V169L186 170H184L186 173H187V171H188V177H181L182 175L184 176V174H183V172L184 171H181V170H183V166H181ZM226 164V165H225ZM244 165V163H241V165ZM253 164V165H252ZM1 165V164H0ZM3 165V164H2ZM58 164H56V167L57 168H60L61 166L63 167V168H61V169H64V166L65 165H61V164H59L58 166H57ZM85 165V164H84ZM156 167H155V166ZM209 165V166H208ZM134 166V167H133ZM138 166H139V168H141V169H139L138 168ZM148 166V167H147ZM154 166V167H153ZM181 167L180 169H178L179 167ZM189 166V167H188ZM237 166H240V164L239 165H237ZM65 167H68V166H65ZM132 167H133V169H132ZM151 167V168H150ZM163 167H165V168H167L168 169V175H165V174H167L166 173V171H165V168H163ZM168 167H171V168H168ZM187 167V168H186ZM197 167H199L198 169H197ZM204 167V168H203ZM236 167V170H234V168ZM241 167V166H240ZM239 167V168H240ZM259 167L262 169V171H263V175L261 174V169H259ZM19 168V167H18ZM131 168V169H130ZM138 168V169H137ZM157 168V169H156ZM193 168V169H192ZM200 168H203L202 170H200L201 171V173H202V176H204V180L202 179L203 177L201 176V174L199 173L200 171H198ZM206 168V169H205ZM257 168V169H256ZM156 170V172H154V170ZM159 169V170H158ZM161 169V170H160ZM166 169V170H167ZM190 171H189V170ZM208 169H210V170H208ZM225 169V168H224ZM259 169V170H258ZM150 170H152L151 172L153 173H151L150 172ZM206 170V171H205ZM234 170V171H233ZM240 170H242L241 168H240ZM244 170V169H243ZM141 171V172H140ZM163 171H165V172H163ZM204 171V172H203ZM211 171H212V173H211ZM216 171V172H215ZM217 171H219L218 173H217ZM252 171V172H251ZM148 174H147V173ZM159 172H161V173H159ZM163 172V173H162ZM170 172H172L171 174L172 175H170L169 173ZM198 174V179H196V177H195V175H196V173ZM239 172H241V171H239ZM251 172V173H250ZM256 172V174H254ZM260 172V173H259ZM141 173V174H140ZM154 173H157V174H154ZM159 173V174H158ZM182 173V175H180ZM185 173V174H186ZM192 173L194 174V176H192ZM206 173V174H205ZM223 173V174H222ZM227 173H228V175H227ZM246 173H247V175H248V177H244L243 178V180H241V177H243V176H245L246 175ZM250 173V174H249ZM257 173H258V176H257ZM215 174H217V175H215ZM224 174H226V177H225V175ZM241 174V175H240ZM21 175V174H20ZM75 175V174H74ZM146 175H148V176H146ZM158 175V176H157ZM199 175H200V177H199ZM211 175H212V179H214L213 177H214V175H215V177H219L220 178V180L218 179V178H215V181H212L210 178H211ZM223 175V176H222ZM237 175V179H238V177H240V179H238V181H243V182H238L237 181V179L235 180V178H234V176H236ZM240 175V176H239ZM252 175V176H251ZM16 176L17 177H19V174L17 175L16 174ZM140 176V177H139ZM153 179H151L150 177ZM164 176V177H163ZM166 176V177H165ZM179 176H180V178L181 179H179ZM251 176V177H250ZM254 176V177H253ZM261 176V177H260ZM156 177V178H155ZM161 177H163V178H161ZM189 177H190V179H191V177H194V180H196V183H191V181L192 182H195V181H193V178H192V180H190L189 182L190 183H188V180H189ZM206 177H208V179H206ZM227 177H228V179H227ZM230 177V178H229ZM232 177V178H231ZM250 177V178H249ZM60 178H62V179H60ZM66 178L68 179V177L66 176ZM149 178V179H148ZM159 178V179H158ZM183 178V179H182ZM223 178H224V180H226V181H223ZM253 178H255L254 179V181H253ZM260 178V179H259ZM50 179H51V177L49 178V185H51V186H54L53 184H52V182H54L53 180H51L50 181ZM76 180H77V178H75ZM164 179V180H163ZM165 179H167V181L165 180ZM168 179H170V181L168 180ZM219 180V182H218V180ZM245 179V180H244ZM248 179V180H247ZM15 180H16V177H15V175L14 176H11V179L10 180H8L7 182H5L4 184H1L0 185V189H2V188H4V187H6V189H7V186H8V188H10L11 187V185H13V183L15 182ZM141 180H143V181H141ZM151 182H150V181ZM163 180V181H162ZM180 180V181H179ZM201 180V181H200ZM204 182H203V181ZM206 180V181H205ZM217 180V181H216ZM222 180V181H221ZM234 180V181H233ZM258 180L260 181L259 183H261L259 186H258V184H256V182H258ZM67 181V182H66ZM65 182H60L61 183V185L63 184V183H65L66 185L68 184V182H69V179L68 180H66ZM155 181V182H154ZM162 181V182H161ZM186 181V184L184 183ZM197 181H198V183H197ZM221 181V182H220ZM262 181V182H261ZM131 182V183H130ZM141 182H144L143 184L141 183ZM145 182H146V184H145ZM165 182H167L168 184L166 185V187L168 188V189H166L165 188ZM178 182H180V183H182L183 182V184H180V183H178ZM201 182H203V183H201ZM210 182V183H209ZM215 182H216V184H215ZM229 182H231V184L229 183ZM233 182H235V184L233 183ZM236 182H238L237 183V185H236ZM246 182V183H245ZM249 182H251V183H249ZM254 184H253V183ZM128 183V185L130 186V188L128 187V185L126 186V184ZM130 183V184H129ZM150 183H152V184H154V185H152V184H150ZM188 183V184H187ZM224 183H226V184H224ZM240 183V184H239ZM21 184V183H20ZM19 184V185H20ZM103 183H101V185H102ZM110 184V185H109ZM115 184V185H114ZM125 184V185H124ZM148 184H149V186H148ZM191 184V185H190ZM197 184H198V187H197ZM200 184V185H199ZM206 184H208V187H210V188H208V187H206L205 185ZM211 184V185H210ZM5 185H7V186H5ZM25 185V186H24ZM111 185H112V187H111ZM132 185V186H131ZM146 185V186H145ZM175 185V186H174ZM179 185V187H177ZM183 185H186V186H183ZM219 185H221V186H219ZM239 185V186H238ZM241 185V186H240ZM249 185V187H247ZM2 186V187H1ZM4 186V187H3ZM89 187L91 186V184H89L88 185ZM114 186V187H113ZM121 186V187H120ZM133 186H135V187H133ZM138 188H137V187ZM140 186H141V188H140ZM153 186V187H152ZM205 186L206 188H204L203 189V187ZM212 186V187H211ZM215 186V187H214ZM218 186H219V188H218ZM234 186V188L235 189H232L231 187H233ZM235 186H237V187H235ZM243 186V187H242ZM244 186H245V188H244ZM251 186V187H250ZM94 187V188H93ZM96 187H98V186H91V191L92 190H94V191H92V192H90V190H89V192L92 194V193H95V192H97L98 191V189L96 188ZM124 187H128V188H125L124 189ZM146 187V188H145ZM148 187H152L153 188V190H152V188H148ZM157 188V190H156V188ZM184 187H186V188H184ZM194 187V188H193ZM197 187V188H196ZM227 187V188H226ZM29 188V189H28ZM35 188H37L36 190H35ZM52 188V189H51ZM55 188V189H54ZM117 190V192H116V190ZM136 188V189H135ZM143 188V190H140V189H142ZM188 188V189H187ZM201 190H199V189ZM219 189V192H220V195L218 196V194H219V192L217 191L218 189ZM220 188H222V189H225V190H222V189H220ZM231 189L233 192H231L230 190H228V189ZM240 189V191H238L239 189ZM241 188H242V190L244 189V191H242L241 192ZM248 188H249V190H250V193H249V190H248ZM251 188H252V190H251ZM254 188V189H253ZM257 188V189H256ZM33 189H34V191H33ZM49 189H51V190H49ZM54 189V190H53ZM128 189H130V190H128ZM148 189L150 190V193H151V190H152V194H150L149 192H148ZM155 189V190H154ZM177 189H178V191H177ZM184 189V190H183ZM194 189V190H193ZM207 189V190H206ZM215 189V190H214ZM217 189V190H216ZM260 189V190H259ZM262 189V190H261ZM26 190H27V192H26ZM37 190H38V192H37ZM53 190V191H52ZM60 190L62 191V192H60ZM66 192H65V191ZM104 190H109V192H106V191H104ZM129 191V192H126V191ZM134 190H135V192H134ZM139 190V191H138ZM186 190H187V193L190 191V195L188 194V196H187V194L185 195V193H186ZM189 190V191H188ZM203 190H205V191H203ZM210 190H211V192H210ZM213 190V191H212ZM228 192H227V191ZM237 190V191H236ZM259 190V191H258ZM31 192V194L32 195H30V192ZM33 191V192H32ZM142 191V192H141ZM144 191V192H143ZM148 192L151 196L148 198V193H145V192ZM154 191V192H153ZM158 191V192H157ZM170 193H169V192ZM194 191V192H193ZM216 191V192H215ZM254 191V192H253ZM263 191V192H262ZM48 192H51L53 195H50V193H48ZM99 192V191H98ZM120 192V193H119ZM133 192V193H132ZM139 192V193H138ZM172 192V193H171ZM200 192H202V193H200ZM207 192V193H206ZM213 192V193H212ZM218 192V193H217ZM222 192V193H221ZM224 192V193H223ZM232 193V194H230V193ZM248 192V193H247ZM37 193V194H36ZM116 193V194H115ZM125 195H124V194ZM138 193V194H137ZM161 195L162 193V196H160L159 194ZM217 193V194H216ZM228 193V194H227ZM242 193V194H241ZM50 197H48L47 195ZM112 194H113V196H112ZM119 194V195H118ZM129 194H130V196H129ZM142 194V195H141ZM146 194L147 196H144V195ZM155 194H157V195H155ZM167 194V195H166ZM172 194H173V196H172ZM200 194H201V196H200ZM207 194V195H206ZM214 194H216V196L214 195ZM99 195H101V196H99ZM192 195V196H191ZM209 195V196H208ZM212 195H213V197H212ZM256 195V196H255ZM257 195H258V197H257ZM28 196V197H27ZM31 196V197H30ZM47 196V197H46ZM58 196H60V198L58 197ZM62 196V197H61ZM114 197V198H112V197ZM119 196H120V198H119ZM136 196V198L134 199V197ZM142 197V200H139L141 197ZM156 196V197H155ZM165 196V197H164ZM169 198H168V197ZM193 196H195V197H193ZM205 196V199L203 198ZM207 196V197H206ZM215 196V197H214ZM217 196H218V198H221V199H219V200H217L218 198H217ZM241 196V197H240ZM245 196V197H244ZM248 196H250V197H248ZM253 198H252V197ZM46 197V198H45ZM124 197V198H123ZM144 197V198H143ZM163 197V198H162ZM177 197V198H176ZM189 197V198H188ZM198 197V198H197ZM202 197V198H201ZM222 197H223V199H222ZM224 197H226L225 199H224ZM256 197V198H255ZM262 199H261V198ZM27 198V199H26ZM29 198H30V202L29 201H27V200H29ZM86 198H90V199H92V201H93V203H94V201L96 200H98L96 203H94L95 205H94V207L93 206H91V205H93L92 204V201L90 200V201H88L87 202V200H86ZM119 198V199H118ZM146 198H148V199H146ZM159 198H162V199H159ZM166 198V199H165ZM212 198V199H211ZM214 198V199H213ZM259 198H260V200H259ZM82 199V198H81ZM106 199V200H105ZM110 199V200H109ZM114 199V200H113ZM125 199V200H124ZM131 199V200H130ZM152 199V200H151ZM155 199H158L157 201L155 200ZM170 199V200H169ZM196 199V200H195ZM204 199V200H203ZM211 199V200H210ZM216 199V200H215ZM231 199V200H230ZM236 201H235V200ZM251 199V200H250ZM52 200H54V203H53V201ZM60 200H63V204L65 205V200H66V202H68V200H69V203H70V201L72 202V205L74 206H71V204H69L68 206H67V203H66V205H65V207H63V205H62V203L60 204ZM74 202H73V201ZM113 200V201H112ZM117 200V201H116ZM120 200H122V201H125V204L123 203V202H121ZM134 200V201H133ZM148 200V201H147ZM200 202V200L203 202H205V203H207V204H202L201 202V204H199L198 203V201ZM225 200V201H224ZM227 200L229 201V202H227ZM249 200H250V202H249ZM117 203H116V202ZM118 201H120V202H118ZM136 201V202H135ZM138 201H139V203H138ZM142 201H144L143 203H141ZM150 201V202H149ZM151 201H156L154 204H153V202H151ZM164 201V202H163ZM179 201V202H178ZM183 201V202H182ZM209 201V202H208ZM218 201V203H216ZM255 201V202H254ZM25 202V203H26ZM34 202V201H33ZM112 202H114V204L116 203V204H118V205H113V204H111L112 206L110 207V203H112ZM158 202H160L159 204H158ZM163 202V203H162ZM178 202V203H177ZM193 202V203H192ZM216 204H215V203ZM224 202V203H223ZM27 203H26V205H27ZM52 203V204H51ZM73 203H75V204H73ZM101 203V204H100ZM102 203H103V205H102ZM109 203V204H108ZM120 203H122V204H120ZM148 205H147V204ZM151 203V204H150ZM229 203V204H228ZM250 203V204H249ZM251 203H252V206H251ZM254 203V204H253ZM255 203H260L259 205H261V206H259L258 204H256L255 205ZM30 204V205H31ZM58 204H60L59 206H58ZM81 204V205H80ZM85 204V205H84ZM123 204L125 205L124 207H122L123 206ZM127 204V205H126ZM134 204V205H133ZM141 204L142 205H144L143 207H141ZM157 204H158V206L159 207H161V205H162V207L163 208H159V207H157ZM227 204V205H226ZM238 205V206H236V205ZM37 205H38V203H37ZM37 205H36V207H37ZM51 205V206H50ZM61 205H62V207L64 208V210H66V209H68L66 212L64 211V210H60V208L61 209H63L62 207H61ZM104 205H105V207H104ZM109 207H108V206ZM122 205V206H121ZM155 205H156V208H154L155 207ZM177 205H178V207H177ZM218 205V206H217ZM247 205V206H246ZM253 205H254V208H253ZM258 205V206H257ZM39 206V205H38ZM97 206V207H96ZM114 206V207H113ZM119 206H120V209H119ZM127 206H128V208H127ZM134 206V207H133ZM146 206H147V208H146ZM151 206V207H150ZM154 206V207H153ZM186 206V207H185ZM198 206V207H197ZM217 206V207H216ZM236 206V207H235ZM243 206H245L247 209H245V207H243ZM248 206H250V207H252V208H250V207H248ZM256 206V207H255ZM29 207V206H28ZM50 207V208H49ZM59 207V208H58ZM87 207V208H86ZM104 207V208H103ZM141 207V208H140ZM174 207H175V210H174ZM230 207V208H229ZM259 207H261L260 209H258ZM71 208H72V211H71ZM74 208V209H73ZM104 209L106 212H109V213H107L106 214V212H105V214L103 215V210H100V209ZM110 209V210H108L107 211V209ZM126 208V209H125ZM136 208V209H135ZM138 208H140V209H143V210H138ZM146 208V209H145ZM153 208V209H152ZM234 209V211H235V213L233 212V209ZM237 208H239V209H237ZM112 209V210H111ZM161 209V210H160ZM200 209V210H199ZM250 211H249V210ZM83 210H85V211H83ZM100 210V211H99ZM115 210H117L116 212H115ZM131 212H129V211ZM147 210V211H146ZM153 210V211H152ZM155 210V211H154ZM167 210V212H165ZM181 210V211H180ZM230 210H232V212L230 211ZM239 210V211H238ZM241 210V211H240ZM256 210V211H255ZM111 211V212H110ZM114 211V214L112 213ZM121 211V212H120ZM139 211V212H138ZM164 211V212H163ZM168 211L170 212V213H168ZM174 211H177L178 213L176 214ZM179 211H180V214H179ZM229 211H230V213H229ZM236 211H237V214H238V212H240L239 213V215H237L236 214ZM242 211H245V212H243L242 213ZM253 211H255V212H253ZM70 212V213H69ZM75 212V213H74ZM97 212V213H96ZM102 212V213H101ZM120 212V213H119ZM137 212L138 213H141V215H137V218H136V215L135 214H137ZM154 212H156V213H154ZM199 212H202V213H199ZM205 212H208V215H204V213ZM220 214H219V213ZM253 212V213H252ZM64 213H66V214H64ZM102 215H101V214ZM113 214V215H110V214ZM146 213V215H145V217H144V214ZM158 213V214H157ZM162 213V215H160V214ZM170 215V217L172 218H170L169 216H168V214ZM174 213V214H173ZM196 213L199 215H196ZM218 213V215H216ZM232 213H234L235 215H233ZM248 213V214H247ZM259 213V214H258ZM77 214V215H76ZM98 214H100L99 216H97L96 217V215H98ZM127 214H128V216H127ZM142 214H143V216H142ZM150 215V216H148V215ZM152 214V215H151ZM200 214H201V216H200ZM210 214V215H209ZM230 214V215H229ZM242 214H243V218H242ZM254 214V215H253ZM256 214V215H255ZM40 215V214H39ZM65 215V216H64ZM69 215V216H68ZM74 215V216H73ZM108 215H110L109 217H108ZM132 215H134L135 216V218H134V216H132ZM163 215H164V217H163ZM167 215V216H166ZM174 215V216H173ZM179 215H182V216H184V217H186L188 220H186L184 217V219L183 218H179V217H182V216H179ZM202 215H204L205 217H208L209 216V219H211L212 221L211 222H208V221H210V220H208V218L205 220L204 218V216H202ZM230 216V218H231V215L233 216L232 218V220H230V218L228 217V216ZM253 217H252V216ZM57 216V217H56ZM94 216L97 218V219H99L98 221H100L101 220V218H103V220H102V222H98L97 220H96V218L94 219ZM101 216V217H100ZM112 216H115L116 217V219H115V217H112ZM122 216V217H121ZM123 216H125L126 218H128V219H125V217H123ZM153 216V217H152ZM155 216V217H154ZM176 216V217H175ZM215 216V217H214ZM217 216H220V217H217ZM225 216H227L226 218H224ZM246 216H248V217H246ZM255 216V217H254ZM257 216V217H256ZM4 217H7V216H4ZM3 217V218H4ZM90 217H91V219H90ZM107 217V218H106ZM130 217H133V219L132 218H130ZM143 217V218H142ZM151 217V218H150ZM161 217V218H160ZM169 217V219L170 220H168L167 218ZM177 217H178V219H179V221H177L176 223L174 222V220H178L177 219ZM196 217V218H195ZM197 217H198V219H197ZM199 217H201V218H199ZM202 217H203V220H202ZM217 217V218H216ZM234 217H236V218H238L239 219V222H238V224H237V221H238V219L236 220V218H234ZM241 219H240V218ZM40 218V217H39ZM74 218V219H73ZM115 220H114V219ZM120 219L121 220V223H120V220H118V219ZM142 218V219H141ZM148 218V219H147ZM154 218V219H153ZM155 218H159L158 220L160 221H158L157 219H155ZM162 218H165V220H163ZM173 218H176V219H173ZM220 218V219H219ZM221 218H223V219H221ZM107 219V220H106ZM125 219V220H124ZM129 219H130V222H129ZM135 219H137V221L140 219V221H135L136 222V224H135V222H134V220ZM195 219V220H194ZM230 221H229V220ZM247 219V220H246ZM0 220H3V219H0ZM20 220H22L23 221V219H20ZM25 220V219H24ZM40 220V221H39ZM54 220V221H53ZM58 220V221H57ZM67 220V221H66ZM73 220V221H72ZM89 220V221H88ZM91 220V221H90ZM150 220V221H149ZM153 221V223H152V221ZM208 220V221H207ZM223 220V221H222ZM226 220V221H225ZM233 220H235V221H233ZM259 220V221H258ZM9 221V220H8ZM7 220H6V222H8ZM29 221L30 222H32L33 224H31L30 223V225L32 226V227H34V226H36V227H34V228H31V226H29ZM87 221V222H86ZM115 221H117V223H115ZM149 221V223L147 224V222ZM166 221H169V224H168V222H166ZM173 221V222H172ZM180 221H182V222H180ZM186 221V222H185ZM192 221V222H191ZM202 221V222H201ZM217 222V225H216V223L215 224H212V222ZM229 221V222H228ZM247 221V222H246ZM251 221V222H250ZM5 222V221H4ZM16 222V221H15ZM58 222H59V224L61 223V225H59L58 224ZM91 222V223H90ZM95 222H97V223H95ZM118 222H119V225H118ZM122 222H124V223H122ZM132 223V224H128V223ZM134 222V223H133ZM151 222V223H150ZM162 222V223H161ZM165 222L167 223V224H165ZM189 222V223H188ZM196 222H199V225H197V223ZM256 222V223H255ZM17 223V222H16ZM28 223V224H27ZM39 223H41L42 225H44L45 226V230H44V227L43 226H41ZM85 223V224H84ZM87 223H89V224H87ZM115 223V224H114ZM127 223V224H126ZM138 223V224H137ZM181 223V224H180ZM223 224V226L224 227H221L220 226V224ZM232 223L236 226V224H237V227H236V231H238L239 233H240V235L238 236V235H236V236H238V237H236V238H239V240H240V242H242L241 244L243 245V247H241V248H243L242 250L239 248L240 246H242L240 243H237L238 242V239H237V241H236V243H234V241L236 240L235 238V240H233V242L231 243V239L233 238V233H235L234 232V228H235V226H232ZM242 223V225H240ZM26 224L28 225V226H26ZM97 225V227H96V225ZM98 224H100V225H98ZM124 224V225H123ZM126 224V225H125ZM133 224H135V226H133V228L131 229V225H133ZM147 224V225H146ZM157 224V225H156ZM159 224H161V225H159ZM175 224V225H174ZM178 224H179V226H178ZM185 224H187V227L186 226H184ZM25 225V226H24ZM39 225V226H38ZM48 225V226H47ZM51 225L52 226H55L54 228L53 227H51ZM65 225H67L66 226V229H65ZM138 225V226H137ZM152 225H153V227H154V229H156V226H158L159 227V229H158V227H157V229L159 230V231H161L162 230V232H160V234H158V232L157 231H150L151 229L153 230V228H149V226H151L152 227ZM163 225H165V226H163ZM174 225V226H173ZM203 225H206V226H203ZM209 225V226H208ZM228 225H231V226H228ZM50 226V227H49ZM89 226V227H88ZM99 226H100V228L101 229H98L99 228ZM108 226V227H107ZM112 226V227H111ZM119 226V227H118ZM140 226V227H139ZM148 226V227H147ZM169 227V229H168V227ZM170 226H173L172 227V230H173V233H171L170 232V230H171V227ZM182 226H184V228H186V231L185 230H183V231H181L182 229H183V227ZM191 226H192V228H191ZM215 226H217V227H215ZM225 226H228V231H227V227H225ZM242 226V227H241ZM28 227H30V228H28ZM48 227V228H47ZM57 227V228H56ZM164 227V228H163ZM175 227H177V229L179 230V231H176L177 229L175 228ZM182 227V228H181ZM208 227V228H207ZM212 227V228H211ZM22 228H24V229H26L27 230V235H21V234H19V235H17L18 233H20V232H24V231H26V230H24V229H22ZM28 228V229H27ZM59 228H61V229H59ZM129 228V229H128ZM147 229V230H145V229ZM161 228V229H160ZM205 228H206V230H205ZM211 228V229H210ZM215 230H214V229ZM222 228V229H221ZM230 228H231V230H232V228L234 229V230H230ZM262 228V229H261ZM21 229H22V231H21ZM29 229L31 230V232L29 233ZM48 229V230H47ZM103 229H104V231H103ZM112 229V230H111ZM113 229H114V231H113ZM117 229V230H116ZM149 229V230H148ZM156 229V230H157ZM168 229V230H167ZM176 229V230H175ZM207 229H209V231H208V233H207ZM225 229H226V231H225ZM47 230V231H46ZM52 230V231H51ZM54 230V231H53ZM58 232H57V231ZM88 230V231H87ZM138 232H137V231ZM145 230V231H144ZM165 230H167V233H166V231ZM171 230V231H172ZM211 230V231H210ZM221 230V231H220ZM241 230V231H242ZM249 229H247L246 228V230H244V231H248ZM259 230V231H258ZM44 231V232H43ZM56 231V232H55ZM76 231V232H75ZM91 231V232H90ZM108 231H109V233H110V235L108 234ZM120 231H122V232H120ZM165 231V232H164ZM175 231V232H174ZM203 231V232H202ZM214 233H213V232ZM226 232V235H228L229 234V232L231 231V235H228V236H226V237H228V241L226 240V241H223V239H226V237H225V234H221V233H225ZM2 232V233H1ZM22 232V234H26V233H23ZM34 232H37V233H34ZM60 232V233H59ZM112 232H114V233H112ZM120 232V233H119ZM141 232V233H140ZM151 232H153V233H151ZM157 232V234H158V236L156 235V234H154V233H156ZM163 232L165 233L164 235H163ZM176 232H178V233H176ZM180 232V233H179ZM184 232V233H183ZM211 232V233H210ZM220 232V233H219ZM233 232V233H232ZM43 233H44V236H45V238H44V236H43ZM46 233V234H45ZM90 235H89V234ZM107 233V234H106ZM118 233V234H117ZM124 233V234H123ZM162 233V234H161ZM176 233V234H175ZM203 233V234H202ZM213 233V234H212ZM218 233V234H217ZM238 233V234H239ZM5 234V235H4ZM10 234V235H9ZM39 234V235H38ZM49 234V235H48ZM88 236H87V235ZM188 234V235H187ZM220 234V235H219ZM260 234V235H261ZM4 235V236H3ZM33 235V236H32ZM36 235H38V238H37V236ZM56 235H57V238H55L56 237ZM61 235V236H60ZM95 235V236H94ZM103 235V236H102ZM124 237H123V236ZM198 235V236H197ZM223 236V238H221V237H219V236ZM260 235H259V237H260ZM17 236V237H16ZM22 236V237H21ZM41 236H43V237H41ZM64 236L67 238H64ZM77 236V237H76ZM163 236H165V237H163ZM230 236V237H229ZM10 237V238H9ZM21 237V238H20ZM51 237V238H50ZM71 237V238H70ZM74 237V238H73ZM161 237V238H160ZM200 237H201V239H200ZM232 237V238H231ZM17 240H16V239ZM18 238H20V239H18ZM54 238V239H53ZM61 238V239H60ZM64 238V239H63ZM157 238V239H156ZM165 238V239H164ZM203 238H204V240H203ZM206 238V239H205ZM220 238V239H219ZM13 239L14 240H16L15 242H17L18 241V243H16L17 245H15V242H14V245L12 246L11 244H13L12 242H13ZM41 239H42V241H41ZM44 239V240H43ZM48 239H50V240H48ZM60 239V240H59ZM97 239V240H96ZM111 239V240H110ZM138 239V240H137ZM194 239V240H193ZM207 239H210L209 241L207 240ZM212 239H216V240H212ZM222 239V241H223V243L220 241ZM21 240V241H20ZM37 240H38V243H36L37 242ZM48 240V241H47ZM68 240H70V241H68ZM125 240V241H124ZM140 240V241H139ZM193 240V241H192ZM219 240V241H218ZM242 240V241H241ZM260 240H262V241H260ZM45 241H47V243L45 242ZM61 241V242H60ZM63 241V242H62ZM165 241V242H164ZM168 241V242H167ZM183 241V242H182ZM214 241H215V244H214ZM258 241H260V242H258ZM21 242V243H20ZM40 242H41V244H40ZM51 242H53L52 244H51ZM57 242H59V243H57ZM66 242V243H65ZM100 242V243H99ZM108 242V243H107ZM115 242V243H114ZM217 242V243H216ZM218 242H220V246H219V243ZM23 243V244H22ZM43 243L44 244H47L46 246H48L49 244V248L48 247H46V250H48L49 252L48 253H45V255L47 254V256H45V255H43V252L45 251L46 252V250L44 249L45 247H44V245H43ZM56 245H55V244ZM72 243V244H71ZM106 243V244H105ZM229 243H231L232 244V246H234L233 244H240V245H238L237 247H235V248H231L230 250L228 249L229 247H231V245L229 244ZM20 244V246H18ZM22 244V245H21ZM27 244V246L29 245V247L31 248V250H30V248H28V250L29 251H27V249H26V245ZM121 244V245H120ZM128 244V245H127ZM170 244V245H169ZM39 247H38V246ZM59 245H61V246H59ZM116 245V246H115ZM133 245V246H132ZM227 245V246H226ZM229 245V246H228ZM23 248H22V247ZM54 247V248H51V247ZM125 246V247H124ZM170 246H171V248H170ZM215 246H217L216 248H217V250H216V248H214ZM220 247V249H219V247ZM245 246V247H244ZM9 247V248H8ZM15 247V248H14ZM21 247V248H20ZM43 247V248H42ZM57 247V248H56ZM7 248V249H6ZM18 248V249H17ZM20 248V249H19ZM37 248H39V249H44L43 251H42V253H41V251L40 250H38ZM174 248V249H173ZM181 248V249H180ZM227 248V249H226ZM236 248H237V250H236ZM261 248H262V250H261ZM37 249V250H36ZM50 249V250H49ZM54 249V250H53ZM219 249V250H218ZM240 249V250H239ZM6 250V251H5ZM9 250V251H8ZM211 250V251H210ZM225 250H228V251H230V252H227V251H225ZM239 250V251H238ZM259 250V251H258ZM33 253V255L31 254V252ZM156 251V252H155ZM175 251V252H174ZM192 251V252H191ZM215 251V252H214ZM233 251H236V253L235 252H233ZM237 251L238 252H240V254L238 253L237 254ZM246 251V252H245ZM258 251V252H257ZM28 252V253H27ZM40 252V253H39ZM188 252V253H187ZM202 252V253H201ZM226 252L228 253V254H226ZM232 252L234 253V255L236 254L238 257H236L235 258V256H233L232 255ZM114 253V254H113ZM143 253V254H142ZM208 253V254H207ZM226 254V256L225 257H222V256H224V255H221V254ZM231 253V254H230ZM242 253V254H241ZM249 253V254H248ZM32 255V257H31V255ZM37 254H38V256H37ZM40 254H42V255H40ZM65 254V255H64ZM207 254V255H206ZM216 254H218V255H216ZM230 254V255H229ZM243 254H245L244 256H243ZM252 254V255H251ZM257 254H259V255H257ZM261 254V255H260ZM37 256V257H39V259L37 258V257H34V256ZM182 255V256H181ZM211 255V256H210ZM227 255H229V257L227 258ZM241 255V256H240ZM247 255V256H246ZM29 256V257H28ZM110 256V257H109ZM176 258H174V257ZM216 256H219V258H221L220 260H219V258L218 257H216ZM221 256V257H220ZM3 257V258H2ZM27 257L29 258V259H27ZM180 257V258H179ZM17 258V259H16ZM32 258V259H31ZM35 258V259H34ZM141 258V259H140ZM151 258V259H150ZM178 258H179V260H178ZM215 258H217L216 260H217V262L215 261ZM222 258H224V261L222 260ZM116 259V260H115ZM138 260V259H140L141 261H143V262H141L140 260H138V261H136L135 262V260ZM202 259V260H201ZM231 259H228V260H231ZM24 260H25V262H30V263H25L24 262ZM41 260V261H40ZM177 260V261H176ZM180 260H182V261H180ZM261 260V261H260ZM4 261V262H3ZM21 261H23V263H20ZM50 261V262H49ZM180 261V262H179ZM244 261V262H243ZM163 262V263H162ZM174 262V263H173ZM216 262V263H215ZM231 261H227L226 263H224V264H232V262L230 263ZM220 263V264H221ZM237 263V264H238Z\"/></svg>",
  "mask_w": 264,
  "mask_h": 264
},
{
  "label": "bare ground",
  "instance_id": "obj_2",
  "mask_svg": "<svg viewBox=\"0 0 264 264\" xmlns=\"http://www.w3.org/2000/svg\"><path fill=\"white\" fill-rule=\"evenodd\" d=\"M2 1V0H1ZM0 1V2H1ZM3 1H5V0H3ZM2 1V2H3ZM19 1L20 0H9V1H7L6 3H5V6H3V8H5L6 10H13L12 9V7H14L15 5L17 6V5H19V6H21V3H19ZM27 1V0H26ZM48 0H29L28 2H29V5L25 2V5H27V6H29V7H31L30 8V10H29V12H27V7L25 8V11H26V13H30L32 16H31V19H34L35 18V20H37V21H39V19H40V17H42V14H43V10H45V11H47L46 9H44V7L46 8L48 5H49V2H48V4H45V5H47V6H45V5H43L45 2H47ZM100 1H103V2H105V4L103 5V6H101V10L98 12V14H96V13H93V10L95 9V7H94V3L96 2V0H50V3H51V5H50V8L48 9V22H49V25H50V34H51V38H48V39H51L50 40V44L52 45V48L50 49V51L48 50V52H47V50L45 51V52H47V54L50 52V56H49V70H48V73H47V75H46V77H44L43 79L42 78H40L39 76H36L35 77V79L33 80V79H31V78H28V80H24V75H25V72L23 73V71H21L20 69H19V66H16V67H18L17 68V70L19 69L20 71H16V73L14 74L15 75V77H13V75H12V71L10 72L9 70V73H4L2 70H0L1 71V73H0V81H1V83H2V80L1 79H3L2 77H4V76H6L5 74H9V76H10V74H11V78H13L14 79V85H19V86H17V87H14L15 89H16V91L18 90V91H20V92H23V97H25V95L27 94H29V93H27L26 91H35L36 89H39L40 88V86L41 85H39V84H42V85H44V88L46 89L47 88V90H48V93H45L46 92V90H45V94H44V96L47 98L48 96V98H50V103H51V106H49L48 105V108L50 107L51 108V110H50V112L48 111V109H46L45 110V107H44V109H42V112H39V113H36V112H33V116H35V114H39V115H41V117H42V115L43 116H45V114L48 112V114L50 115V117L52 118V120H53V122L51 121V125L53 124V126H52V128L53 127H55V128H53V129H51V132L49 131V129H48V122L44 119V118H47V116H45V117H43V119H41V120H39V118L38 119H36V117L34 118V119H24V120H22L21 118H20V120H18V118H16L17 120H15V121H10V119H2V120H0V161L2 160V162L0 163L1 165H0V185L1 184H4L5 182H7L8 180H10L11 179V176H14L15 175V177H16V180H15V182L13 183V185H11V187L10 188H8V186L7 185H5V186H7V189H6V187H4V188H2V189H0V219H3V220H0V230L2 229V231H3V229H4V227L6 228V226H8V228L10 227V229L12 228V227H14L15 225H19V222H24V221H26L27 220V218L30 220L31 218H33L34 219V221H35V218H38V219H42L43 218V216L41 217V215H44V217L45 216H47V215H45V214H47L48 212H47V200L46 199H44L41 195L43 194L44 195V193L42 192L43 191V189H45L44 190V192L48 189V187L50 186V187H55L56 188V185L57 184H55L56 182H57V180L55 179V178H59V177H62L63 175L62 174H64V172H66V174H65V179L66 180H68L69 179V182H68V184L66 185L65 183H63L62 185H61V183L62 182H65L66 180H63L61 183L59 182V184H60V186H62L63 187V185H65L64 187L65 188H63V189H67V191L69 190V192L68 193H66V195H64V196H66V197H68L69 198V200L70 199H72L73 198V200H76L77 198H80L79 200L80 201H82L83 200V197L85 198V197H91L92 196V198L93 199H95L94 197H93V195H98V194H101V192H103V190L101 191V189L99 190V185H100V187L102 188L103 187V185H104V182H105V184H107L108 182H116L115 184L117 185V182H120V181H128V180H135L134 178H136V176H135V174L132 172H129V168H127L128 166L130 167L131 165L130 164H128V163H131V160H129L130 158H132L133 160H134V162H135V158H137L138 159V155L136 156V153H141L142 151H145V149L146 148H148V147H143V148H145L144 150H142L141 148V150H138V151H136L135 153L133 152V153H131L132 155H128L129 157H124V158H121V157H123L122 156V154H120V156L118 157V156H116L115 155V157L114 156H111L112 155V152H114L115 154H117V153H123V152H121L120 151V148L122 149V151H124V149H126V152H127V150L129 149H127L126 148V146L124 147V144H126V143H128V142H123L124 140H125V128H127L129 125H130V127H131V129H133L132 128V126H134V124H137V120L139 119V117H136V113H134V108H135V104L137 103L138 104V106H136V108L137 107H139V108H137V109H140L142 112V114H145V113H143L144 111H145V109H148L147 111V113H149V114H151L152 112H151V110L149 111V108H151V107H155L154 108V110H156L157 109V111H155V113L153 112V115L151 114V116H148L147 115V113H146V116L145 117H147L148 119H149V123H148V125H151V122H153L154 123V120H153V118H155V117H157V119H158V117H159V122H161V120H160V118L162 119V120H166V118L168 117H163V115H166L165 113L162 115V117H161V111L162 112H166L169 108H171V109H169V110H172V105L174 104L175 105V102L176 101H179L180 100V102L182 103V99L184 98H182V99H178L177 100V97H176V99H174V103L172 104L171 103V105H169L168 107H166L167 109L165 110L163 107H162V105L161 106H159V108L160 107H162V108H160V110H159V108H158V103H161V99L160 98H163L164 99V97H166L165 96V94H170V90H171V88H172V90H171V92L173 91H175V89L173 88L174 86H177V84H179L178 86H180V87H183V88H180V91H181V89L182 90H185L186 89V91L188 90L187 88H190V87H188V86H192L193 87V85L196 87V85H195V83H194V78L195 77H197L198 75L196 74V73H194L193 71H192V69H190L188 66V64L186 63V62H184V61H179V58H181V57H179V55H176V54H179L180 53V56H182L181 55V53L183 54V53H186V52H190V51H192V52H194L193 50H192V44H193V42H194V39H193V37L195 36L194 35V33L192 32V30H193V28H196L198 25H200L201 24V26H203V24H205V25H209L207 22H210V23H212L213 22V20H217V22H215V24H214V27H216L217 25L216 24H218V26L220 27H218L217 29H222L221 28V26H222V22H223V20H222V16H225L226 15V13H227V15L229 16L232 12H231V10H230V12H227L226 10H224L225 8H227V7H222V4H220V3H222V1L223 0H220L219 2H218V4H220V5H218L216 2V4H217V6L218 7H215L214 5H213V7H215V8H217V9H215V8H213L214 10L213 11H215V12H211V14H207V12H208V10H204V9H202L200 6L198 7V5H195V4H197L196 3V1L197 0H100ZM112 1H113V4H114V2H115V5L113 6V4H112ZM198 1H200V0H198ZM206 3H205V2ZM203 1V3L200 1V3H202L204 6H205V4H206V8H208L209 6H208V3H207V1L206 0H204ZM209 1H211V0H209ZM226 0H224L223 1V3H226L225 2ZM240 1V0H239ZM255 0H253V2H251V4L253 3V5H251V9L250 10H252V8H254V9H256L257 7L256 6H254V4L256 3V2H254ZM257 1V0H256ZM44 2V3H43ZM195 3V4H193L192 5V3ZM229 2V1H228ZM241 2V1H240ZM244 2V1H243ZM243 2H241V3H243ZM245 2H246V0H245ZM260 2V4L261 5H264V0H258V2L257 3H259ZM4 3V2H3ZM22 3H23V1H22ZM102 3V2H101ZM231 3H232V1H231ZM77 4H79L78 6H77ZM100 4V3H99ZM232 4H234V3H232ZM238 4V6L239 5H241V4H239V3H237ZM246 4V6H247V8H248V5H249V3H248V5H247V3H245ZM260 4H258V7H259V5ZM231 5V4H230ZM244 5V4H243ZM260 5V9H261V7H263L264 8V6H261ZM212 6V5H211ZM221 6V7H220ZM237 6V5H236ZM253 6V7H252ZM114 7V8H113ZM233 7V6H232ZM240 7V6H239ZM18 8V7H17ZM48 8V7H47ZM200 8V9H199ZM205 8V9H206ZM231 8V7H230ZM233 8H236L235 6L233 7ZM247 8H244L243 7V9H246L245 11H243V14L245 13V12H247V10L249 11V8L247 9ZM4 9V10H5ZM15 9V8H14ZM19 9H20V7H19ZM22 9V8H21ZM29 9V8H28ZM113 9H115V11H113ZM209 9V8H208ZM237 9H238V7H237ZM241 9V8H240ZM239 9V10H240ZM253 9V10H254ZM259 9V10H260ZM0 10H3L2 9V3H1V7H0ZM225 12H224V11ZM229 10V9H228ZM17 11V10H16ZM15 11V12H16ZM22 11V10H21ZM112 11H113V13H114V15H113V13H112ZM221 11H223V12H221ZM234 11H235V9H234ZM238 11V10H237ZM1 12V11H0ZM3 12H5V13H7L6 11H3ZM3 12H1L2 14H3ZM210 12V11H209ZM218 12H221V13H224L225 15H222L221 17H219V16H217L218 14H220V13H218ZM240 12V11H239ZM250 12H252V11H250ZM249 12V13H250ZM254 12H255V10H254ZM264 12V11H263ZM12 13V12H11ZM213 13V14H212ZM215 13H218V14H216L215 15ZM238 13V12H237ZM241 13V12H240ZM258 13H260V12H258ZM1 14V15H2ZM13 14V13H12ZM17 14H19L18 12H17ZM233 14V13H232ZM247 14V13H246ZM250 14H253V13H250ZM15 15V14H14ZM245 15V14H244ZM254 15H256V14H253V15H251V16H253V17H255ZM260 15H262V12L260 13ZM263 15H264V13H263ZM237 16V15H236ZM235 16V18H232L233 17V15H232V17H231V15L228 17V18H230V19H228L229 20V23L228 24H226L225 22L227 21V18H226V21H224L223 23H224V25L226 24L227 26H225V28H227V27H232L233 28V25L236 23V21H238V19H237V17ZM240 16V15H239ZM239 16H238V18H239ZM246 16V15H245ZM244 16V17H245ZM5 17V16H4ZM14 17V16H13ZM24 17H28L27 15L26 16H24ZM240 17H242V16H240ZM243 17V18H244ZM256 17H258V16H256ZM262 17V16H261ZM264 17V16H263ZM10 18L11 17H9V20H10ZM15 19H18V18H16V17H14ZM13 18V19H14ZM211 18V20H209ZM219 18L221 19L220 21H222V22H219ZM224 18V17H223ZM249 18H250V16H249ZM248 18V19H249ZM8 19V18H7ZM30 19V18H29ZM45 19V18H44ZM99 19V22L100 21H103V20H105V19H108V23H107V25H99L100 27H102V29H101V31H100V35H99V37L96 39V43L92 46V47H86V46H82L81 45V42H83V38H81V33H80V28L83 26L84 28H85V30H86V32L90 29V28H92V27H94V26H86V25H93L95 22H97V20ZM231 19H235V23H230V20ZM245 19H246V17L244 18V19H242L243 21H241V19H239L240 21H238V23L239 24H242L241 22H244L245 21ZM246 20L247 22H244L245 24H249L248 22L249 21H251V23L250 24H252L253 25V27L254 26H257V22H258V20H256L257 22L256 23H254L255 22V19L256 18H250V19H252V20H254V22H252V20ZM262 19V18H261ZM264 19V18H263ZM6 20V19H5ZM28 20V19H27ZM43 20V19H42ZM201 21H202V23H201ZM264 21V20H263ZM18 22V21H17ZM40 22V21H39ZM45 22V21H44ZM44 22H43V24H44ZM231 22H234V20H232ZM19 23H20V21H19ZM29 23V22H28ZM31 23H32V21H31ZM31 23H29V25H31ZM41 23V22H40ZM83 23H85L86 25H83ZM10 24H11V21H10ZM25 24V23H24ZM36 24V23H35ZM34 24V25H35ZM43 24L41 25V26H43ZM47 24V23H46ZM239 24H235L234 26V28L236 29V27H237V25L238 26H240ZM249 24V29H250V25ZM256 24V25H255ZM14 25V24H13ZM17 25V24H16ZM27 25V24H26ZM25 25V26H26ZM49 25H47V26H49ZM230 25H232V26H230ZM243 25V24H242ZM258 25H259V22H258ZM262 25V24H261ZM20 27H22L21 25H19ZM263 26V25H262ZM24 27V26H23ZM28 27V26H27ZM212 24H211V27H210V29H212ZM224 27V26H223ZM246 27V26H245ZM253 27H251V29L253 28ZM25 28V27H24ZM37 28V27H36ZM231 28V31H233L234 30V28L232 29ZM241 28L242 27H240V28H238L237 27V30L239 31V29H240V32L238 33L239 35H241V33H242V35L243 34H246L244 31L242 32V30H241ZM243 28H244V25H243ZM261 28V27H260ZM259 26H258V30L256 31V30H254V31H256L257 33H258V31H259ZM264 28V27H263ZM21 29V28H20ZM199 29V28H198ZM203 28L201 27L200 28V30H202ZM205 29H207V26H206V28ZM205 29H203V30H205ZM228 29V28H227ZM8 30V29H7ZM209 30V29H208ZM223 30V29H222ZM221 30V31H222ZM230 30V29H229ZM227 31V30H225L224 29V32H223V34L224 35H229V32L230 31ZM246 30H248V28L246 29ZM252 30V31H253ZM197 31H199V30H197ZM210 31V30H209ZM221 31H220V34H221ZM225 31H227V32H225ZM250 31V30H249ZM1 33H0V38H1V40H2V42L4 41L3 39H2V37H1V34L3 33L2 31H0ZM19 32V31H18ZM48 32V31H47ZM201 33L203 32V31H200ZM200 32H199V35H202V34H200ZM205 32V31H204ZM212 32V31H211ZM213 32H214V34H215V36H216V34H218V32L217 31H215V29L213 30ZM212 32V33H213ZM262 32H264L263 31V29L262 30H260V35L261 36H263L261 33ZM22 33V32H21ZM21 33H19V35L21 36L22 34ZM193 33V35H191ZM207 33L210 35V34H212V33H210V32H208L207 31ZM231 33V32H230ZM198 34V33H197ZM253 34H254V32H253ZM30 35V34H29ZM33 35V34H32ZM238 35V36H239ZM257 35V34H256ZM259 34H258V36H260ZM4 36H7V35H4ZM3 36V37H4ZM22 36H24V35H22ZM21 36V37H22ZM180 36V37H179ZM191 36H193V37H191ZM207 36V35H206ZM213 37H214V35H212ZM212 36H211V38H212ZM219 36V35H218ZM220 36H222V35H220ZM260 36V37H261ZM10 37V36H9ZM14 37H15V35H14ZM28 37V36H27ZM33 37V36H32ZM197 37V36H196ZM200 37V36H199ZM208 37V36H207ZM259 37V38H260ZM25 38V37H24ZM35 38V37H34ZM84 38H86V36H84ZM103 38H105V40L106 41H104L103 40ZM195 38V37H194ZM239 38V37H238ZM4 39H5V42H6V38L4 37ZM29 39V38H28ZM196 39V38H195ZM214 39H215V37H214ZM235 39V38H234ZM252 39H254L253 37H252ZM7 40H9V39H7ZM11 40V39H10ZM35 40V39H34ZM45 40H46V38H45ZM211 40V41H210ZM212 40L213 39H209V38H201V40H199V39H196V42H197V45H196V52H199L198 50H203V48H201L200 47V45H203V46H208V44H212V43H210V42H212ZM226 40L227 39H225V45H226V43L227 42H230V41H227L226 42ZM239 40H240V38H239ZM259 40H261L260 42H264V38L262 37V38H260V39H258V41ZM27 41V40H26ZM37 43H38V41H37V39L35 40ZM215 42H214V44L216 43V44H218V43H221L222 45H224L223 43V41H224V38L222 39V37H218V38H216L215 40H214ZM235 41H237V39L235 40ZM2 42H0V43H2ZM14 42V41H13ZM19 42H21V41H19ZM196 42H195V44H196ZM200 42H202V44L200 43ZM248 42H251V41H248ZM8 43V42H7ZM23 43V42H22ZM31 43V42H30ZM42 43H43V39H42ZM200 43V44H199ZM243 43H244V41H243ZM5 44V43H4ZM23 44H25V43H23ZM27 44V43H26ZM34 44V42L33 43H31V45L30 46H32ZM40 44H41V41H40ZM220 44V45H221ZM230 44V43H229ZM237 44H238V42H237ZM9 45V44H8ZM18 45V47L17 48H19V44H17ZM27 45H29V43L27 44ZM37 45V44H36ZM56 46V47H54V46ZM194 45V44H193ZM219 45V44H218ZM218 45H216L217 47H218V49L220 50V48H222V47H219ZM221 45V46H222ZM225 45H224V51L226 50V48H225ZM1 46V45H0ZM48 46V45H47ZM240 46H241V44H240ZM248 46V45H247ZM249 46H251V45H249ZM34 47V46H33ZM43 47H46V46H43ZM195 47V46H194ZM194 47H193V49H194ZM216 47H214V49H215ZM242 48H243V46H242ZM241 48V49H242ZM248 47H246L245 49H247ZM1 49V48H0ZM3 49H5L6 50V47L4 46V48ZM8 49V48H7ZM208 50V51H212L211 49H210V45L207 47V48H205L204 50ZM244 49V50H245ZM250 49L252 50V48L250 47ZM5 50H2L1 49V51H4L5 52ZM34 50V49H33ZM217 50V49H216ZM223 50H222V52H223ZM235 50V49H234ZM248 51H250L249 49H247ZM246 50V52H248ZM1 51H0V53H1ZM229 51V50H228ZM252 51H254V49L252 50ZM214 52V51H213ZM222 52H221V54H222ZM251 52V51H250ZM34 53H36V52H34ZM33 53V54H34ZM207 53V52H206ZM211 53V52H210ZM2 54H4V53H2ZM187 54V53H186ZM221 54H220V56H221ZM223 54L224 55H226L224 52H223ZM35 55V54H34ZM174 55H175V58H176V56H178L179 58H177V59H175L176 61L174 62L173 61V58H170V61H168L169 60V58H167L168 60H165V58H166V56L168 57V56H173L174 57ZM185 55V54H184ZM235 55V54H234ZM248 56H247V58L249 57V55H254V54H247ZM258 55V56H257ZM257 55H255L256 56V58H258L259 57V59H260V55L259 54H257ZM151 56H153V57H156V58H163V56H165V58H164V60L162 59V61H160V58L159 59H156V58H153V61H156V62H151V60H152V58H151V60H149L150 62H147L148 61V59H150V57ZM158 56V57H157ZM162 56V57H161ZM209 56H211V54L209 55ZM216 56H217V54H216ZM219 56V57H220ZM4 57V56H3ZM6 57V56H5ZM38 57V56H37ZM41 57H43V56H41ZM86 58V59H84V58ZM144 57H145V59H147V57H149L147 60H143L144 59ZM185 58H186V56H184ZM202 57V56H201ZM206 57H207V55H206ZM239 57H241V56H239ZM254 57V56H253ZM253 57H252V59H253ZM263 57V59H264V56H262ZM1 58V57H0ZM184 58V59H185ZM189 58H190V56H189ZM216 58V57H215ZM214 58V59H215ZM16 59V58H15ZM42 59V58H41ZM47 59V58H46ZM156 59V60H155ZM172 59V60H171ZM181 59H183V56H182V58ZM206 59V58H205ZM210 59V58H209ZM219 59H221V58H218L217 60H219ZM230 59V58H229ZM238 59V58H237ZM248 59H251V57H249ZM35 60V59H34ZM159 60V61H158ZM216 60V61H217ZM261 61H262V59H260ZM32 61V60H31ZM36 61H37V59H36ZM234 61V60H233ZM240 61V60H239ZM243 61H246V60H243ZM33 62V64H35V62L34 61H32ZM31 62V63H32ZM44 62V61H43ZM177 62V64H175ZM186 63L187 65H185L186 67H188L189 68V70L186 68L185 70H186V74L187 75H189L190 74V76L189 77H191V76H193V75H191V74H196L197 76H194L191 80L193 81H191V80H188V81H185V79L187 80V78L186 77H188V76H186L184 73L182 74V73H180V70H178V72L181 74V75H184V76H186V77H182V76H176V77H173L172 75H176L175 74V72H176V70H175V72H174V74H172L173 73V68H174V66L176 65V67H178L179 68V65L178 64H181V63ZM198 62V61H197ZM251 62V61H250ZM249 62V63H250ZM17 62H15V64H16ZM37 63V62H36ZM39 63V62H38ZM103 63V69H99V65L100 64H102ZM168 63H169V65H170V67H169V65H168ZM171 63H174V65L173 64H171ZM188 63H190V62H188ZM199 63V62H198ZM197 63V64H198ZM212 63V62H211ZM216 62L214 61V63H213V65L215 64ZM221 63V62H220ZM236 63V62H235ZM245 63V62H244ZM262 64L264 63V60H263V62H261ZM2 64V63H1ZM32 64V65H33ZM47 64V63H46ZM159 64H164V67H162V68H160L161 66L159 65ZM202 64V63H201ZM207 64V63H206ZM209 64V63H208ZM222 64V63H221ZM226 64V63H225ZM248 64V63H247ZM4 65V64H3ZM40 65L41 64H38L37 66L38 67H40ZM48 65V64H47ZM47 65H41V67H43V66H45V67H47ZM95 65H96V70H97V73L96 72H94V71H92L91 70V68L92 67H94L95 68ZM155 65H159V68L157 67V66H155ZM165 65H168L167 67V70H168V72H169V74H168V72H166L167 74L163 77L165 80H163V78H162V76L164 75V72H165V70H164V68L166 69V67H165ZM178 65V66H177ZM182 65H184V64H181V68L180 69H182L183 70V68H184V66H182ZM196 65V64H195ZM219 65V64H218ZM264 65V64H263ZM262 65V69H264V66ZM148 67V69L147 70H149L152 74H154L155 72H156V69L158 68V70H160L159 72H161V71H163V75H161L159 72H158V70H157V72H156V74H154V76H151V73H150V75L149 76H151V77H149V76H147V75H145V73L146 74H149L148 72L149 71H147V70H145L144 69V67ZM173 66V68L172 69H170L171 67ZM199 66H201L200 64H199ZM204 66V65H203ZM203 66H201L202 68H203ZM211 66V65H210ZM214 66H217V65H214ZM229 66V65H228ZM238 66V65H237ZM252 66H254V65H252ZM251 66V67H252ZM261 66V65H260ZM259 66V67H260ZM13 67H15L14 66V62H13ZM33 68L35 67V66H32ZM243 68H245L244 66H242ZM198 68H200V67H198ZM201 68V69H202ZM205 68V67H204ZM203 68V69H204ZM208 68V67H207ZM217 68V67H216ZM219 68V67H218ZM241 68V67H240ZM242 68V69H243ZM10 69V68H9ZM13 69V71H14V68H12ZM16 69V68H15ZM41 69V68H40ZM39 69V70H40ZM142 69L143 70H145V72H144V74H142L141 75V73H142ZM169 69L171 70V71H169ZM175 69V68H174ZM200 69V70H201ZM212 69V68H211ZM241 69V72L243 71ZM251 69V71L249 70V71H245L246 72V74H252L251 76L250 75H247L246 76V81H247V83L248 84H245L244 86L242 85V86H239V85H241V84H238V85H236V83L238 82H233L234 80H236L235 78H236V76L235 75H233L235 78L233 79L232 77V79L233 80H231V79H228V80H231V81H227V83H229L230 84V86L228 85V86H225V84H222V81H220V82H217L216 80H214L213 78H211L209 75L210 74H208V72H210L209 70L206 72V70H204L207 74H208V76L211 78V79H209V80H214L216 83H217V89L216 88H214V90L216 91L217 90V92H220L221 90H223V88L224 89H228V91H226V93H224L223 94V96H222V100H223V102L225 101L226 103L225 104H229L230 102H234V99H236V102H232L233 103V106H232V103L231 104H229V105H231L232 106V108L233 107H236L237 109H239V111L240 112H244V113H248V117H244V119H242L243 118V116H242V123L240 124V123H237V124H240L239 126H237V124H235V126H237V129L236 130H238V131H236V132H238V134H241V133H243V135L246 133V134H248V136L250 135L251 137H252V133L250 134V132H254V131H258V133H259V130H257L258 129V127H257V129H256V126H257V124L259 123V122H261L260 120L261 119H263L264 120V90H262L263 88H264V77L263 78H260V79H258V77H256L257 79H250V78H253L252 76H253V74L254 75H256V73H264V71L262 70L261 72L260 71H258V70H255L254 68V70H252V68H250ZM32 70V69H31ZM36 70V69H35ZM45 70H46V68H45ZM131 70V73H132V77H130L129 76V71ZM173 70V71H172ZM181 70V71H182ZM198 70V69H197ZM236 70V69H235ZM238 70V69H237ZM147 71V72H146ZM187 71H189V72H187ZM191 71H192V73H191ZM204 71L202 72V70L201 71H197V72H202V74H206V73H204ZM15 72V71H14ZM44 72V71H43ZM183 72V71H182ZM213 72V71H212ZM217 72V71H216ZM226 72V71H225ZM227 72H230L229 70L227 71ZM226 72V73H227ZM233 72V71H232ZM235 72V71H234ZM237 72V71H236ZM238 72H239V70H238ZM2 73H4V76H3V74ZM31 73V72H30ZM189 73V74H188ZM211 73V72H210ZM214 73V72H213ZM220 73H222V72H220ZM244 73V72H243ZM2 74V75H1ZM157 74L158 75H160V76H158V78L156 77L157 76ZM199 74V73H198ZM212 74V73H211ZM215 74V73H214ZM214 74H212V75H214ZM217 75H219L218 73H216ZM215 74V75H216ZM225 73L223 72V75H224ZM234 74V73H233ZM146 76L145 78H147V80L149 81H147L146 79V82H148V83H146L145 82V80H144V78H143V76ZM167 75H169V77L167 76ZM200 75V74H199ZM214 75V76H215ZM220 75H222V74H220ZM228 75V74H227ZM226 75V76H227ZM230 75V74H229ZM245 75V74H244ZM2 76V77H1ZM8 76V77H9ZM213 76V77H214ZM225 76V77H226ZM240 76V75H239ZM188 77V78H189ZM207 77V76H206ZM205 77V79H206V81H201V80H203V78H201V80L200 79H198V77H197V81L198 80H200L201 82H203L204 84V86L202 87L203 88V92H204V87H207L208 88V86L209 87H211L210 85H207V83H209L210 84V82H208L209 80H207V78ZM216 77V76H215ZM218 77V76H217ZM221 77V76H220ZM220 77H218V78H220ZM242 77V76H241ZM240 77V78H241ZM162 78V79H161ZM167 78V79H166ZM199 78H200V76H199ZM239 78V77H238ZM237 78V79H238ZM250 79L251 81H248V79ZM184 79V80H183ZM194 79V80H193ZM217 79V78H216ZM222 79H224V78H222ZM13 82V81H12ZM196 82V81H195ZM207 82V83H206ZM215 82L213 83V82H211L212 83V89H213V84H215ZM144 83H146L148 86H145L144 85ZM188 83H190V85L188 84ZM194 83V84H193ZM197 83V82H196ZM198 83H200V82H198ZM240 83V82H239ZM132 85V87L134 88V89H138V91L137 92H135L134 93V97L131 99L130 97H127V93L124 91V89H126L127 87H128V85ZM166 84V85H165ZM167 84L169 85V84H171V85H169V87H170V90H168L166 87H164V86H167ZM173 84H175V85H173ZM182 84V85H181ZM186 84V85H185ZM191 84H193V85H191ZM232 84H233V86H232ZM235 84V85H234ZM29 85V86H28ZM149 85H150V92L149 91H147L148 89H147V87H149ZM160 85H162V87H163V89H162V92L160 93V90L158 91L159 92V94L156 92V94H154L155 93V91L156 90H158V89H156V90H154V87H158V86H160ZM164 85V86H163ZM188 85V86H187ZM199 85H201V84H198L197 86L198 87H196V88H194L193 87V89L192 88H190V90L192 89V91L191 92H193L194 91V89H195V91H196V89L197 88H199ZM207 85V86H206ZM219 85V86H218ZM224 85V86H223ZM1 86V85H0ZM9 86V85H8ZM28 86V87H27ZM143 86H145V91H144V87ZM172 86V87H171ZM185 86H187V87H185ZM10 87V86H9ZM27 87V88H26ZM141 87H143V89L141 90L140 88ZM153 88V91H151V89ZM168 87V88H169ZM215 87V86H214ZM222 89H221V88ZM2 88V87H1ZM0 88V91H2V89ZM4 88V87H3ZM7 88V90L5 89V91H8V90H11V92H12V88L10 87V88H8V87H6ZM26 88V89H25ZM179 88V87H178ZM69 89H76V90H78V91H75V90H73V91H75V92H73V91H69ZM81 89H92V91H80ZM139 89H140V91H141V96L140 95H137V93L138 94H140V91H139ZM210 89V88H209ZM209 89H208V92H210V94L209 95H211L212 94V92H213V94L212 95H214V94H216V92L215 91H213L212 89H210V90H212V91H209ZM41 90V89H40ZM58 90H61V91H58ZM68 90V91H67ZM127 90V89H126ZM163 90H165V92L163 91ZM166 90H168V91H166ZM190 90L189 91H187V93L189 92L190 93ZM4 91V92H5ZM24 91H25V93L26 94H24ZM128 91H129V89H128ZM195 91H194V93H195ZM233 91L235 92V94H232L233 93ZM10 91L9 92H5L6 94H10L11 93ZM20 92H19V100H21L20 99V96H22V94H20ZM146 94L147 92H149V93H147L148 95V98H152V96L151 97H149L150 96V94H154V95H157L158 94V96H160L159 98L158 97H154V95H153V97L155 98V99H151V100H157L156 101V103L154 104V101L151 103V105L152 104H154V105H150L151 107H147V105H149V104H147L148 103V101H150L151 102V100L150 99H148L147 100V98H146V96L143 94ZM151 92H153V93H151ZM185 92V91H184ZM200 92V91H199ZM202 92V89H201V92H200V94L201 93H203ZM207 92V91H206ZM225 92V91H224ZM232 92V93H231ZM5 93H1V94H5ZM13 93L14 92H12V94L11 95H13ZM163 93H164V95H163ZM205 93V92H204ZM203 93V94H204ZM0 94V96L2 97V96H5V95H1ZM15 94V93H14ZM38 94V93H37ZM160 94H162V97H161V95ZM184 94V96H187V95H185L186 94V92L185 93H183ZM192 94V93H191ZM190 94V95H191ZM196 94H198V92L197 93H195V94H193L194 95V97L196 96ZM199 94V95H200ZM218 94H220V93H218ZM136 95V96H135ZM190 95H188V97H186V98H190ZM193 95H191L192 96V98H193ZM198 95V96H199ZM205 95H207V94H205ZM17 96V95H16ZM42 96H43V94H42ZM42 96L39 98V97H36L37 99H34V100H32V102L33 101H35V102H37L38 104H37V106L38 107H40L39 106V104H45V100L42 98ZM142 96H145L144 98H145V102H146V100H147V102L145 103V104H147V105H145L144 107H143V101H142V98L141 99H139L140 97H142ZM169 96V95H168ZM167 96V97H168ZM171 96H173V94L171 95ZM171 96H169L170 97V99H173V98H175V97H171ZM203 96V95H202ZM202 96L200 97V98H202ZM216 97V100H217V98H218V95H215ZM6 97V96H5ZM5 97H2V99H4ZM8 97V96H7ZM9 97H10V95H9ZM14 98H11V99H13L12 100V102L14 103L15 102V96H13ZM29 97H30V95H29ZM29 97L27 98V100L26 101H28L29 100ZM35 97V96H34ZM166 97V98H167ZM181 97V96H180ZM212 97V96H211ZM237 97V98H236ZM45 98V99H46ZM127 98H130V100L132 101L133 99H135L134 100V102H136L135 104L133 103V106L132 105H130L129 106V108L132 106L133 108H130V109H128V111L127 110H125L124 111V103H125V101H127L128 102V100H127ZM143 98V99H144ZM157 98V99H156ZM205 98H207V100H209L210 99V96L209 97H205ZM214 97H213V101H214V99H215ZM221 98V97H220ZM219 98V99H220ZM1 99V98H0ZM11 99H10V101H11ZM15 99V100H14ZM30 99H31V97H30ZM89 99H98V100H106V102H107V100H110L111 102V105L110 104H108L109 106L107 107V106H105V107H107L106 109H103L102 110V108L101 109H99L98 107L100 106L99 104H98V102H100V101H98L97 102V104H98V106H96V108H97V111L98 112H96V113H94L93 115H89L90 114V112H89V109H91L92 108V106L91 105H95V103H92V104H90V106H91V108L89 107V109H88V111L87 112H89V114H87V113H84L83 111H81L82 109H81V105H80V110H77V105H79V103H81V102H84L85 101V103L87 102V100H89ZM162 99V100H163ZM203 100H205L204 99V97L202 98ZM202 99H200L201 100V102L202 103H204V101H202ZM5 100H9V99H5ZM25 100V99H24ZM49 100V99H48ZM136 100H140V102H142V104L141 103H139V102H137ZM164 100H166V99H164ZM188 100H194L195 101V98L194 99H188ZM188 100H184L183 102H185V104L184 105H186V103L188 102ZM197 100V99H196ZM2 101H4V100H1V104H2ZM92 100H90L89 102H91ZM104 101H101V103L102 102H104ZM213 101L212 102H210L211 104H210V107H211V105H212V103H213ZM219 101H221V100H219ZM5 102V101H4ZM4 102H3V104H4ZM9 102V101H8ZM17 102H20V101H17L16 100V103H10V105L12 106V104L14 105L12 108H14L16 105H17ZM48 103H49V101H47ZM89 102L86 104L87 106L89 105ZM105 102V104H107ZM163 102V101H162ZM165 102V101H164ZM164 102H163V104H164ZM196 102H198L199 103V101L197 100ZM208 102V103H209ZM217 102H218V100H217ZM6 103V102H5ZM22 103V102H21ZM28 103V102H27ZM26 103V104H27ZM85 103H81L82 105L84 104L85 105ZM181 103H177V104H181ZM190 103V102H189ZM202 103H200L202 106H203V104ZM206 103H207V101H206ZM207 103V104H208ZM214 103H216V102H214ZM221 103V102H220ZM0 104V105H1ZM9 104V103H8ZM126 104V103H125ZM130 103H127L126 105H129ZM131 104H132V102H131ZM136 104V105H137ZM192 104V102L190 103V104H188V105H190L191 107H189L188 108V105L185 107V106H183L184 108L183 109H187V111L189 110V109H191V111H192V113H194L193 115H194V117L196 116V114H197V112H198V114H197V116L195 117V118H197V119H200L198 116H200V114H202V113H200L199 114V111H197V112H195V111H193L194 110V107H192L193 106V104ZM197 103H194V106L195 107H197L198 106V108H200L201 107V105L200 104H198L197 106ZM217 104V103H216ZM219 104V103H218ZM217 104V105H218ZM228 104H227V106H228ZM21 105V104H20ZM36 105V104H35ZM46 105H47V103H46ZM84 105H83V107H84ZM86 105H85V109H86ZM215 105V104H214ZM214 105H212V106H214ZM217 105H215V107H216V109L217 110H219V108H221V105H222V103L220 104V106L219 107H217ZM236 105V106H235ZM3 106V105H2ZM5 106V105H4ZM3 106V107H4ZM9 105H7L6 106V110H7V108H9L8 107ZM33 105L31 104V107H32ZM164 107L165 106H167V105H163ZM226 106V105H225ZM30 107V106H29ZM95 107V106H94ZM93 107V108H94ZM157 107V108H156ZM176 107H178L177 105L176 106H174V108H176ZM180 107V106H179ZM178 107V108H179ZM182 107V106H181ZM204 107V106H203ZM206 107V106H205ZM208 107V106H207ZM215 107H213V108H215ZM229 107V106H228ZM4 108H2V109H4ZM11 108V107H10ZM10 108L6 111L5 110V112H8V111H13V109L11 108V110H10ZM17 108H19V107H17ZM27 107L25 106V109H26ZM92 108V109H93ZM95 108V109H96ZM135 108V109H136ZM142 108H144V109H142ZM178 108H176L175 110H177L178 111ZM222 108H223V106H222ZM225 109H228V108H226V107H224ZM230 109H231V107H229ZM24 111V109H23V107H20L19 108V110H20V114L23 112L22 110ZM39 109V108H38ZM85 109H83L84 111H86ZM126 109V108H125ZM152 109V111H153V108H151ZM181 109V111L183 110L182 108H180ZM186 109H185V111H186ZM225 109H223V110H225ZM230 109H228V110H230ZM234 109V108H233ZM28 109H26V112H24V114L26 115V114H28V112L31 114V108H30V111L28 110ZM44 110V111H43ZM133 110V111H132ZM140 110H138L139 112H140ZM144 110V111H143ZM168 110V112H170ZM175 110H173L172 111V113H174L175 112ZM199 110V109H198ZM207 111H209L208 109H206ZM205 110V113L207 112ZM221 110V109H220ZM0 111H4V110H0ZM18 110L16 109V112H17ZM47 111V112H46ZM131 111V112H130ZM160 111V112H159ZM180 111V112H181ZM184 111V110H183ZM190 111V110H189ZM188 111V112H189ZM191 111H190V113H186V112H182V115L181 116H188V117H190L189 116V114L191 115L192 113H191ZM212 111V110H211ZM213 111H215L214 109H213ZM227 111V110H226ZM231 111V110H230ZM15 112V110L13 111V113L12 114H16L15 116H19V115H17V113H14ZM19 112V111H18ZM128 112V114L130 115V114H134L133 115V117L130 115V117L128 116V114H126ZM135 112H137V110L135 111ZM139 112L137 113V115H140L139 114ZM146 112V111H145ZM158 112H159V114H160V116H159V114H158ZM168 112H166L167 113V115H169V117L170 116H172V115H170L171 114V112H170V114L168 113ZM225 112V111H224ZM223 112V113H224ZM1 113V112H0ZM3 113V112H2ZM1 113V116L3 117V116H5V115H7V113H3L2 114ZM9 113V112H8ZM186 113V114H185ZM222 112H221V114H223ZM232 113H233V111H232ZM238 114V116H239V112H237ZM258 113H260V114H258ZM11 114V115H12ZM19 114V113H18ZM23 114V113H22ZM157 114V115H156ZM175 114V113H174ZM173 114V115H174ZM209 114H210V112H209ZM219 114H220V112H219ZM220 114V115H221ZM230 113L228 112V115H229ZM235 114V113H234ZM262 114V115H261ZM10 114H8L7 116V118H10V117H14L15 118V116H11ZM25 115H24V117H25ZM154 115H156V116H154ZM193 115H191V119H192V117H193ZM206 115H208V114H206ZM215 115H217V114H215ZM223 115H226V113L225 114H223ZM237 115H235V116H237ZM245 115V114H244ZM247 115V114H246ZM245 115V116H246ZM259 115H261L260 117H262L260 120H259ZM10 116V117H9ZM27 116V115H26ZM30 115H28V117H29ZM143 118H142V117ZM140 116V119H144V115H141ZM153 116V118H149V117H152ZM178 116H180V114H178ZM203 116V115H202ZM209 116V115H208ZM237 116V117H238ZM1 117V118H2ZM22 117H23V115H22ZM27 117V118H28ZM40 117V116H39ZM126 117H129L128 118V121H126ZM131 117H132V119L133 120H135V121H133L132 119H131ZM168 117V118H169ZM187 117V118H188ZM233 118H234V116H232ZM240 117V116H239ZM238 117V118H239ZM0 118V119H1ZM5 118V117H4ZM126 118V119H125ZM137 120H136V119ZM174 117H172V119H173ZM177 118V117H176ZM176 118H175V120H176ZM179 118V117H178ZM177 118V119H178ZM185 118V119H184ZM184 118H182V119H184V120H182L181 119V117H180V119L182 120V121H184V128H186L188 125H190L191 123L190 122H192L190 119V122H188L187 123V121H186V117H184ZM211 118L212 119H214L215 118V116H211ZM220 118V117H219ZM218 118V119H219ZM222 118V117H221ZM236 118V117H235ZM234 118V119H235ZM157 119H156V121H157ZM170 119V118H169ZM180 119H178L180 122H181V120ZM205 119V118H204ZM206 119H207V116H206ZM212 119H210V120H212ZM224 119V118H223ZM222 119V120H223ZM227 119V118H226ZM225 119V120H226ZM230 119V121H231V119L232 118H229ZM241 119H239V120H236L237 122H239V121H241ZM246 119V120H245ZM9 120V121H8ZM12 120V119H11ZM50 120V119H49ZM69 121L70 123H81V124H71L72 126H73V128L70 130H68V128H67V126H66V130H64V127H63V125H62V123H64L63 121ZM125 120V121H124ZM133 121V123H130V121ZM171 120V119H170ZM170 120H169V122H170ZM175 120H171V122L169 123V124H171L172 125V130L173 131H170V134L171 133H174V129H176V128H174V127H177V125H174L173 123L175 122ZM178 120H177V122H178ZM195 120V119H194ZM207 120H209V119H207ZM209 120V121H210ZM215 120V119H214ZM225 120H223L224 122H225ZM138 121H140V120H138ZM148 121V120H147ZM155 121V122H156ZM221 121V120H220ZM232 121H233V119H232ZM58 122V123H57ZM59 122H62V123H60L61 125H59ZM67 122H66V125H67ZM102 122L105 124H107V126L109 125V123L110 124H112V123H116V125H109V127L110 128H108L106 125H104V126H106L108 129H111L110 131L108 130V131H106V132H108L109 134L107 135L106 133H104V131L106 130V128H104V126H103V124H102ZM118 122H119V124H122V122L124 123V124H128V125H126V126H124V125H122V126H124V127H122V126H120V125H118ZM121 122V123H120ZM128 122V123H127ZM141 122V121H140ZM145 122H146V119L145 120H142V123H144L145 124ZM158 122V123H159ZM167 122H168V119H167ZM173 122V123H172ZM201 122V121H200ZM206 122V121H205ZM208 122V121H207ZM222 122V123H220V124H218L217 126H215L214 125V127H218V128H220L221 127V130H222V126L223 127H225L224 125L225 124H228L229 123V125L230 126H234V124L233 123H231V122ZM234 122V121H233ZM11 123H13V124H11ZM14 123H18V124H14ZM25 123V124H24ZM29 123V124H28ZM87 123V124H86ZM94 123H96V126H98V127H100L101 125H100V123L102 124V126H103V128L105 129L103 132H101V131H99L98 130V132L96 131L97 129H95V124ZM162 123L164 124V122L162 121ZM197 124L198 126L200 125L199 123H197L196 121L195 122H193L192 124H191V126H188L187 128L188 129H190L191 130V127L192 126H194V124ZM203 123V125H204V122H202ZM211 123V122H210ZM55 124H57V126L55 125ZM92 124V125H91ZM99 124V125H98ZM131 124H133V125H131ZM143 124V125H144ZM155 124H157V122L155 123ZM166 124V123H165ZM168 124V125H169ZM175 124H176V122H175ZM177 124H181V123H177ZM182 124H183V122H182ZM186 124H188V125H186ZM208 124L209 123H205V125H207L208 126ZM222 124H224V125H222ZM264 124V123H263ZM263 124H261V125H263ZM65 125V124H64ZM68 125H69V123H68ZM88 126V125H91V127L94 125V129H95V131L96 132H88L87 130H89V129H86L85 128V126ZM118 125V126H117ZM147 124H146V126H148ZM158 125H161V123H159ZM171 125H169V126H171ZM204 125V126H205ZM229 125H227V127L229 126ZM146 126H144L145 127V129H146ZM169 126H164V128H167V129H169L170 127ZM174 126V127H173ZM196 126V125H195ZM195 126H194V129L192 128V130H195L196 131V129H195ZM213 125H211L210 126V124H209V126H208V128H210V130H211V127H212ZM91 127H90V130H91ZM97 127V128H98ZM114 127V128H113ZM130 127L128 128V129H130ZM151 128L153 127L152 125L150 126ZM179 127V126H178ZM181 127L183 128V126L181 125ZM190 127V128H189ZM200 127H201V125H200ZM134 128H135V126H134ZM148 129H149V127H147ZM150 128V129H151ZM158 128H160L159 126H158ZM162 129H163V127H161ZM174 128V129H173ZM197 128H199V127H197ZM202 128V127H201ZM229 128V127H228ZM230 128H232V127H230ZM262 128H264V125L262 126ZM93 129V128H92ZM93 129V130H94ZM154 129V128H153ZM155 129H156V126H155ZM161 129V130H162ZM166 129V130H167ZM205 129H207V127L205 126ZM204 128H203V130H205ZM213 129V128H212ZM224 129H227V128H224ZM254 129H256V130H254ZM260 129V128H259ZM17 131L18 132V135L15 137H13V140H12V138L11 137H8L7 138V135L9 134V136L14 132V131ZM92 130V131H93ZM143 130V133H147L148 131L146 130H144V128L142 129ZM157 130V129H156ZM181 130V129H180ZM179 130V131H180ZM198 130H200V128L198 129ZM198 130L196 131V132H198ZM208 130V129H207ZM217 130V129H216ZM218 130H220V129H218ZM217 130V131H218ZM231 129H228V131H230ZM132 131V130H131ZM145 131V132H144ZM155 130H153V132H154ZM159 130H157V131H155L154 133H155V135H154V137L155 138H157L156 140H154L153 141V143L152 144H155L156 142V144H158V145H160L161 144V142L159 141L160 139V137H159V135L161 134V131H159ZM177 131V130H176ZM179 131L177 132V134H179ZM194 131V133H192L193 134V136H192V138L194 139V138H196L197 137V134H196V132ZM213 131V130H212ZM211 131V132H212ZM214 131H215V129H214ZM233 131V130H232ZM232 131L229 133V134H227V135H223V136H229L230 134H233V135H236L237 136V133H232ZM25 132V133H24ZM36 133V134H34V135H31V133ZM59 132H64V134H61L60 135V133ZM90 133V135H88V133ZM101 132V133H100ZM142 132V131H141ZM153 132H151V133H153ZM188 132H189V130H188ZM192 132V131H191ZM201 132H202V130H201ZM216 132V131H215ZM263 132H264V130H263ZM263 132L261 133V134H263ZM20 133H22V134H20ZM39 133V134H38ZM74 133H76V134H74ZM143 133H140V134H138L137 136L139 137V139L141 138V137H143L144 138V136H146V135H144ZM149 133V132H148ZM150 133V134H151ZM159 133V135L157 136V134ZM164 133V132H163ZM181 133V132H180ZM183 133V132H182ZM207 133V132H206ZM205 133V134H206ZM209 133V132H208ZM219 134H220V132H218ZM222 133H224V130H223V132ZM228 133V132H227ZM255 133V132H254ZM257 133V132H256ZM257 133V135H259V137L261 138V136H260V133L258 134ZM30 134V135H29ZM63 136L64 137V139L65 138H67V139H62V138H60L59 136ZM81 134V135H80ZM82 134H86V135H82ZM141 134H143V136H141ZM177 134H175V135H177ZM189 134V133H188ZM187 134V135H188ZM194 134H196V136L194 135ZM204 134V135H205ZM213 135H214V133H212ZM224 134H226V133H224ZM245 134V135H246ZM6 135V138H4V136ZM148 135V134H147ZM169 135V134H168ZM202 135V134H201ZM203 135V136H204ZM242 135V136H243ZM132 136V135H131ZM151 136V135H150ZM149 135H148V138L150 137ZM182 136H184V134H182ZM182 136L180 135V137L178 138V137H176L175 138V136H173L175 139L173 140V139H168V140H170V142L172 143V140L173 141H175L177 138H178V141L182 138ZM189 136V135H188ZM195 136V137H194ZM263 136V135H262ZM58 137L60 138L59 140H58ZM138 137H136V135H135V139L136 140H139L138 139ZM153 137V136H152ZM205 137H209V136H204L203 137V139L205 138ZM216 137H218V136H216ZM230 137H232L231 135H230ZM235 137V136H234ZM250 137V139H254V137H255V139H256V136H253L252 138ZM129 138V137H128ZM142 138V139H143ZM148 138L146 137V139L148 140ZM162 138V137H161ZM167 138V137H166ZM184 138H186L185 139V142H186V140H188V138H189V140L187 141V143L189 142H191L192 143V138L191 137H186V134H185V137H183V139H182V142L184 141ZM191 138V139H190ZM201 138H202V136H201ZM209 138H211V137H209ZM219 138H221L220 136H219ZM223 138V137H222ZM221 138V139H222ZM225 138V137H224ZM228 137H226V139H227ZM243 139L244 138V136H243V138L241 137V135L239 136V139ZM247 137H245V139H246ZM249 138V137H248ZM247 138V139H248ZM132 140L134 139V137H132L131 138ZM131 139H129V141L131 140ZM142 139H141V141L140 142H142ZM145 139V138H144ZM145 139V140H146ZM149 139H151V137L149 138ZM200 139V138H199ZM198 139V140H199ZM203 139H201V141H199L198 142V140H197V138H196V142L197 143H195V139L193 140V143L192 144H194L196 147H199L197 144L199 143V145H200V147H202V145H201V142H203L204 140ZM212 139V138H211ZM210 139V140H211ZM215 139V137L213 136V139L212 140H214ZM217 139V138H216ZM215 139V140H216ZM221 139H218V141H220ZM234 139V138H233ZM236 139V138H235ZM252 139V140H253ZM60 140H62V141H60ZM136 140L133 142H131L130 141V143H134V146H135V144H136ZM147 140L146 141H144L145 143V145H147V146H149V151H151V150H153V149H151L150 148V143H147ZM153 140V139H152ZM164 140H165V138H164ZM203 140V141H202ZM231 140H232V138H231ZM249 140V139H248ZM257 140V139H256ZM258 140H260V139H258ZM262 140V139H261ZM11 141V142H10ZM91 142V144H93V143H95L96 142V144H97V142H100V143H98V146H100V147H98L97 145L96 146H94V147H90V145L88 146V144H90V143H88V142ZM95 141V142H94ZM125 141H128V140H125ZM139 141H137V142H139ZM156 141V142H155ZM160 143H159V142ZM177 141V140H176ZM222 141V140H221ZM225 141V140H224ZM239 141H241V140H239ZM251 141V140H250ZM250 141H249V143H250ZM169 141H167L166 143H168ZM205 142H207V140L205 141ZM208 142H209V140H208ZM213 142V141H212ZM211 142V143H212ZM215 143H216V141H214ZM225 142H227V141H225ZM235 142H237V139H236V141ZM234 142V143H235ZM242 143H243V141H241ZM251 142H254V140L253 141H251ZM263 142V141H262ZM85 143L87 144V146L85 145ZM104 143H107V144H109L110 143V147L111 148H107V147H104L103 148V146L105 145ZM187 144L186 146V148L187 149H190V151H193V150H191V148H192V145H191V143L190 144ZM210 143V144H211ZM215 143H213V147L214 148H211L210 147V149H208L207 148V145H206V149H207V153L206 154H204L205 152L204 151H202L203 150V147H202V150L200 149V147H199V150H201L200 151V153H202V152H204L202 155H204V157L202 156H200V155H196V156H194V154H193V156L192 155H189V157L191 156L192 158L193 157H195V158H197V156H198V158L197 159H200V157L201 158H203L205 161L207 160L206 159V157L207 158H209V156H205V155H207V154H210L209 152H211V151H209V150H214V149H216V151L219 149V146H218V148L216 147L215 148V146H214V144ZM246 143H248L247 142V140H246ZM255 144H256V142H254ZM260 143V142H259ZM104 144V145H103ZM107 144L105 145V146H107ZM143 144V145H144ZM150 144V145H149ZM155 144V146H158V145H156ZM163 144V143H162ZM162 144L160 145V148L162 147ZM174 143H172V145H173ZM176 144H178V143H176ZM180 144L182 145V143H180V141H179V146H180ZM185 144L186 143H184L183 144V146H184V148H185ZM203 144H204V142H203ZM220 144V143H219ZM237 144L239 145V143L237 142ZM245 144V143H244ZM243 144V145H244ZM253 144V143H252ZM257 144H258V142H257ZM263 144H264V142H263ZM137 145H138V143L136 144V148H137ZM144 145V146H145ZM171 145V144H170ZM171 145V146H172ZM189 145H191L190 147H189ZM193 145V148L192 149H195L196 147ZM240 145H242V144H240ZM239 145V146H240ZM109 146V145H108ZM130 147V148H132V146H131V144L130 145H128L127 144V147ZM134 146H133V148H134ZM139 146H140V143H139ZM138 146V147H139ZM153 146V145H152ZM151 146V147H152ZM168 146V145H167ZM178 146V148H180ZM248 146L250 147V149L253 147V145H250V144H248ZM254 146H257V145H254ZM262 146V145H259L258 144V147H257V151H259V149L258 148H260V147ZM123 147H124V149H123ZM141 147H142V145H141ZM195 147V148H194ZM247 147V146H246ZM248 147V148H249ZM132 148V149H133ZM153 148V147H152ZM156 148V147H155ZM155 148H154V150L153 151H155ZM158 149H159V147H157ZM163 148H165L164 146H163ZM163 148L162 149H160V150H163ZM183 147L182 148H180V149H178V151H177V154L179 153V151H181V150H185ZM240 148H242V146L240 147ZM132 149H130V152H132ZM139 149V148H138ZM151 149V150H150ZM166 149H168V148H166ZM173 149H175L176 150V148L174 147V148H172L171 147V153L169 152V155L170 154H174L175 155V153H172V152H174V151H172ZM206 149H204V150H206ZM237 149V148H236ZM236 149H235V151H236ZM135 149H133V151H134ZM157 150V149H156ZM169 150V151H170ZM196 150H198V148H196ZM221 150V149H220ZM233 150V149H232ZM244 150V149H243ZM247 152L249 151L248 149H245ZM253 150H256V149H254V148H252V150L251 151H253ZM262 151H264V149H261ZM72 151H75V152H73V153H75V156L77 155L78 157H77V159H74L73 160V157H70V153H72ZM91 151V152H90ZM118 151V152H117ZM147 151V150H146ZM145 151V152H146ZM152 151V152H153ZM190 151H189V153H190ZM216 151H214V152H216ZM245 151V152H246ZM257 151H255L256 153H257ZM148 152V151H147ZM159 152V151H158ZM183 154L185 153V152H183V151H181ZM180 152V157L183 159V162H184V158L186 157V156H184V158L182 157L183 156V154ZM198 152V151H197ZM218 153H220L219 151H217ZM216 152V153H217ZM229 152H230V150H229ZM229 152H227V153H229ZM245 152H243V153H245ZM261 152V151H260ZM91 153V154H90ZM114 153H113V155H114ZM125 153V152H124ZM188 153V152H187ZM200 153H198V154H200ZM217 153V154H218ZM236 153H238V151L236 152ZM253 153L254 152H252V158H251V160L252 159H254V157H253ZM263 153V152H262ZM127 154V153H126ZM149 154H150V152H149ZM148 154V155H149ZM159 154H161L160 156L161 157H163L164 156V154L162 153V151L161 152H159ZM167 154H168V152H167ZM175 155L176 157L178 156V155ZM191 154H192V152H191ZM195 154H197V153H195ZM217 154H215V156L217 155ZM240 154V153H239ZM73 155V154H72ZM90 155V158L88 159V156ZM119 155V154H118ZM141 155V154H140ZM146 155V154H145ZM154 154H152V156H153ZM156 155H157V152H156ZM184 155H186V154H184ZM219 155V154H218ZM220 155H222V154H220ZM229 155V154H228ZM259 155V154H258ZM262 156H264L263 154H261ZM104 156H109V157H104ZM132 156H135V158L134 157H132ZM147 156V155H146ZM146 156H143V157H146ZM172 156V155H171ZM211 156V155H210ZM214 155L212 154V156L210 157V160H214V159H217V161H218V158H212ZM243 156V154L241 155V156H239V159L241 158ZM255 156H257V154L255 155ZM140 157V156H139ZM143 157H142V159H143ZM150 157H151V154H150ZM160 157V158H161ZM169 157V156H168ZM188 157V156H187ZM186 157V158H187ZM190 157V158H191ZM224 158V156L222 155V156H220V158ZM249 157V156H248ZM247 157V158H248ZM76 158V157H75ZM129 158V159H128ZM147 158V157H146ZM151 158H153V157H151ZM172 158V157H171ZM175 158V157H174ZM178 158V157H177ZM176 158V159H177ZM191 158V159H192ZM233 157H231V159L230 160H232V161H234L235 162V160H236V158H235V160H234V158L232 159ZM261 158H263V157H261ZM261 158H260V160H261ZM10 159V160H9ZM11 159H12V161H11ZM122 159H124L125 160V162H124V160H123V162H121L122 161ZM129 160V162H126V160ZM137 159H136V162H137ZM145 159V158H144ZM144 159H143V162H145L144 161ZM187 159H189V158H187ZM238 159V160H239ZM242 159H244V156H243V158H241L240 160H241V163H244V165L242 164L241 165V163H239V161L237 160L236 162L237 163H235V165H236V167H238L237 168V170H236V167L234 168V170H236V173H237V171H238V169H239V171H241V172H239L238 171V174L239 173H242V172H244L245 171V169L246 168H242V166H246L247 165V163H245V161H243ZM7 160V161H6ZM127 160V161H128ZM139 160H141V158H139ZM152 160V159H151ZM160 160V159H159ZM162 160V159H161ZM178 161H179V159H177ZM190 160V159H189ZM193 160V159H192ZM196 160V159H195ZM220 160V159H219ZM229 160V159H228ZM249 160V159H248ZM247 160V161H248ZM3 161H5L4 163H3ZM10 161V162H9ZM147 161V160H146ZM150 161V160H149ZM149 161L147 162V163H149ZM166 161H168V160H166ZM171 161V160H170ZM178 161H176V164L178 165ZM217 161H214V164L211 166V167H213V166H215L216 164H217ZM221 161V160H220ZM246 161V162H247ZM255 161V160H254ZM256 161H258V159L256 160ZM51 162V163H50ZM91 162H92V164H91ZM139 162H142V161H139ZM153 162V161H152ZM158 162V161H157ZM161 163L163 162V161H160ZM181 162H182V160H180L179 161V166H180V164H181ZM182 162V163H183ZM186 162H188V161H186ZM193 161H191L190 160V164L193 166V168H194V166L195 165H198L196 162H197V160H196V164H194L193 165V163H192ZM215 162H216V164H215ZM221 162H223V161H221ZM229 162V164H228V166L226 165L227 163ZM234 162L232 163L231 161H226V166H221L220 164L221 163H219L218 164V166L219 167H223V168H221V172H223L222 170H227V167H231L232 168V166L234 167ZM261 162V161H260ZM263 162V161H262ZM6 163H9V164H6ZM63 164V165H65V166H68V167H65L64 166V169H61V168H63L62 166L60 167V168H57L56 167V164ZM74 163V164H73ZM87 163H88V165H89V163L91 164V165H93V166H87ZM146 163V162H145ZM161 163L159 164V166L161 165ZM165 163V166L167 165V166H169V163L170 162H164ZM171 163H173V162H171ZM171 163H170V165H171ZM202 163V162H201ZM200 163V166L199 167H201L202 165H204V166H206V164H201ZM210 163V164H211ZM232 163V164H231ZM3 164V165H2ZM54 165L55 164V166H51L50 167V165ZM85 164V165H84ZM141 164L142 163H140V166H141ZM154 164V163H153ZM174 164H175V162H174ZM173 164V167L174 166H177L176 164L174 165ZM189 164V163H188ZM189 164V166H191ZM207 164H209V163H207ZM240 164V166H237V165H239ZM255 164V163H254ZM261 164V163H260ZM57 165V166H58ZM128 165V166H127ZM132 165H134V164H132ZM135 165H136V163H135ZM137 165H139V163L137 164ZM145 165H147V164H145ZM158 165V164H157ZM156 165V166H157ZM232 165V166H231ZM253 165V164H252ZM150 166H152L151 164H150ZM155 166V165H154ZM153 166V167H154ZM155 166V167H156ZM161 166H164V164H162ZM172 166V165H171ZM178 166V167H179ZM181 166H183V170H181V171H184V170H186L185 169V166H184V164H182ZM188 166V167H189ZM191 166V167H192ZM209 166V165H208ZM258 166H260L259 165V163H258ZM19 167V168H18ZM134 167V166H133ZM133 167H132V169H133ZM148 167V166H147ZM158 167V166H157ZM199 167H197V169L199 168ZM217 167V166H216ZM216 167H213V169H212V171L213 170H215V168ZM219 167L218 168H216V170H218L219 169ZM242 169V170H240V168ZM247 167V166H246ZM248 167L250 168V166L248 165ZM138 168H139V166H138ZM137 168V169H138ZM151 168V167H150ZM163 168H165V167H163ZM168 168H171V167H168ZM181 167H179L178 169H180ZM187 168V167H186ZM192 168V169H193ZM196 168V167H195ZM194 168V171H196V169ZM204 168V167H203ZM203 168H200L198 171H200V170H202ZM225 168V169H224ZM231 168H229L228 170H230ZM249 168H247L246 170V172L248 173L250 170H249ZM131 169V168H130ZM139 169H141V168H139ZM157 169V168H156ZM167 168H165V171H166V173L167 174H165V175H168V169L166 170ZM182 169V168H181ZM206 169V168H205ZM244 169V170H243ZM257 169V168H256ZM259 169H261L260 167H259ZM258 169V170H259ZM264 169V168H263ZM154 170V169H153ZM159 170V169H158ZM161 170V169H160ZM189 170V169H188ZM208 170H210V169H208ZM227 170V172H229ZM233 170V171H234ZM249 170V171H248ZM152 170H150V172H151ZM165 171H163V172H165ZM168 171V172H167ZM190 171V170H189ZM206 171V170H205ZM212 171H211V173H212ZM219 171H220V169H219ZM219 171H217V173L219 172ZM231 171V170H230ZM261 171H262V169H261ZM141 172V171H140ZM154 172H156V170H154ZM162 172V173H163ZM204 172V171H203ZM216 172V171H215ZM235 172V171H234ZM234 172H232V173H234ZM252 172V171H251ZM250 172V173H251ZM53 173V176L55 177H53L51 174ZM147 173V172H146ZM152 173V172H151ZM159 173H161V172H159ZM158 173V174H159ZM172 172H170L169 174L170 175H172L171 174ZM186 172L184 171L183 172V174H184V176L182 175V173L180 174V175H182L181 177H188L187 175V173H188V171H187V173L185 174ZM196 173V172H195ZM200 174H201V176H202V173H201V171L199 172ZM198 173V174H199ZM231 173V174H232ZM247 173H246V175L245 176H243V177H241V180H243V178L244 177H248V175H247ZM249 173V174H250ZM260 173V172H259ZM263 173V171L261 172V174ZM16 174L18 175L19 174V177H17L16 176ZM21 174V175H20ZM75 174V175H74ZM141 174V173H140ZM148 174V173H147ZM153 174V173H152ZM154 174H157V173H154ZM198 174L196 173V175H195V177H196V179H198ZM206 174V173H205ZM219 174V173H218ZM223 174V173H222ZM230 174V172H229V175L230 176H232L233 177V175H231ZM254 174H256V172L254 173ZM62 175V176H61ZM215 175H217V174H215ZM215 175H214V179H212V175H211V180L212 181H215V178H218L219 180H220V178L217 176V177H215ZM225 175V177H226V174H224ZM227 175H228V173H227ZM241 175V174H240ZM239 175V176H240ZM263 175V174H262ZM66 176L68 177V179L66 178ZM146 176H148V175H146ZM158 176V175H157ZM192 176H194V174L192 173ZM223 176V175H222ZM252 176V175H251ZM250 176V177H251ZM257 176H258V173H257ZM51 177V179H50V181L51 180H53V179H55L56 180V182H55V180H53L54 182H52V184L54 185V186H51V185H49V178ZM140 177V176H139ZM150 177V176H149ZM164 177V176H163ZM163 177H161V178H163ZM166 177V176H165ZM199 177H200V175H199ZM203 178V180H204V176H202ZM231 177V178H232ZM236 177V178H235ZM249 177V178H250ZM254 177V176H253ZM261 177V176H260ZM57 178V179H58ZM63 178V177H62ZM62 178H60V179H62ZM75 178H77V180L75 179ZM151 178V177H150ZM156 178V177H155ZM192 178H193V181H195V182H192L191 181V183H196V180H194V177H191V179H190V177H189V180H188V183H190L189 181L190 180H192ZM201 178V177H200ZM230 178V177H229ZM234 178H235V180L237 179V175L236 176H234ZM137 179V178H136ZM149 179V178H148ZM152 179V178H151ZM159 179V178H158ZM179 179H181L180 178V176H179ZM183 179V178H182ZM206 179H208V177H206ZM217 179V180H218ZM227 179H228V177H227ZM238 179H240V177H238ZM238 179H237V181H238ZM254 179L255 178H253V181H254ZM260 179V178H259ZM59 180V179H58ZM153 180V179H152ZM151 180V181H152ZM164 180V179H163ZM162 180V181H163ZM166 181H167V179H165ZM169 181H170V179H168ZM202 180V181H203ZM216 180V181H217ZM219 180H218V182H219ZM240 180V181H241ZM245 180V179H244ZM248 180V179H247ZM141 181H143V180H141ZM150 181V180H149ZM150 181V182H151ZM161 181V182H162ZM180 181V180H179ZM201 181V180H200ZM206 181V180H205ZM222 181V180H221ZM220 181V182H221ZM223 181H226V180H224V178H223ZM234 181V180H233ZM240 181H238V182H240ZM67 182V181H66ZM107 182V183H106ZM155 182V181H154ZM204 182V181H203ZM203 182H201V183H203ZM227 182V181H226ZM238 182H236V185H237V183ZM241 182H243V181H241ZM240 182V183H241ZM260 181L258 180V182H256V184H258ZM262 182V181H261ZM21 183V184H20ZM58 183V182H57ZM101 183H103L102 185H101ZM121 183V182H120ZM131 183V182H130ZM129 183V184H130ZM142 184L144 183V182H141ZM178 183H180V182H178ZM185 184H186V181L184 182ZM187 183V184H188ZM197 183H198V181H197ZM210 183V182H209ZM230 184H231V182H229ZM234 184H235V182H233ZM239 183V184H240ZM246 183V182H245ZM249 183H251V182H249ZM253 183V182H252ZM20 184V185H19ZM23 184H25L26 186L27 185H29L30 186V184H32V185H36L35 187H37V185H39V187H37V188H40L41 186H43V189H39V191L40 192H38V190H37V192H38V195H37V197H35V192H33L34 191V189H33V195L31 194V192H30V195H32V197H34V199H33V201H32V204L30 205L29 203H27L26 202V200L25 201H21L23 198H21V199H18L19 201H17V202H15L14 200H17V198H18V196L19 197H21V196H23L22 195V192H23V190H22V188H24L23 186H21V185H23ZM89 184H91V186L93 185V186H98V187H96L97 189H98V191L97 192H95V193H90V192H92V191H94V190H90L91 189V186L89 187L88 185ZM99 184V185H98ZM114 184V185H115ZM145 184H146V182H145ZM150 184H152V183H150ZM165 185V188L166 189H168L167 187H166V185L168 184L167 182H165L164 183ZM180 184H183V182L182 183H180ZM215 184H216V182H215ZM224 184H226V183H224ZM242 184V183H241ZM254 184V183H253ZM261 183H259L258 184V186L260 185ZM24 185V186H25ZM110 185V184H109ZM125 185V184H124ZM128 185V183L126 184V186ZM152 185H154V184H152ZM191 185V184H190ZM200 185V184H199ZM211 185V184H210ZM26 186H25V188L24 189H27L26 188ZM46 186H48V187H46ZM60 186H57V188L58 187H60ZM132 186V185H131ZM146 186V185H145ZM148 186H149V184H148ZM175 186V185H174ZM183 186H186V185H183ZM206 187H208V184H206L205 185ZM203 187V189L204 188H206V187ZM219 186H221V185H219ZM219 186H218V188H219ZM239 186V185H238ZM241 186V185H240ZM261 186V185H260ZM2 187V186H1ZM31 187V186H30ZM107 187H109L110 188V186H104L103 188H107ZM111 187H112V185H111ZM114 187V186H113ZM121 187V186H120ZM128 187L130 188V186L128 185ZM128 187H124V189L125 188H128ZM133 187H135V186H133ZM137 187V186H136ZM153 187V186H152ZM152 187H148V188H152ZM177 187H179V185L177 186ZM187 187V186H186ZM186 187H184V188H186ZM197 187H198V184H197ZM196 187V188H197ZM212 187V186H211ZM215 187V186H214ZM235 187H237V186H235ZM243 187V186H242ZM247 187H249V185L247 186ZM251 187V186H250ZM37 188H35V190L37 189ZM54 188V189H55ZM57 188L53 191V193L55 194V197H56V195H57V192H56V190H57ZM94 188V187H93ZM138 188V187H137ZM140 188H141V186H140ZM146 188V187H145ZM156 188V187H155ZM194 188V187H193ZM208 188H210V187H208ZM217 188V189H218ZM227 188V187H226ZM232 189H235L234 188V186L233 187H231ZM244 188H245V186H244ZM29 189V188H28ZM52 189V188H51ZM51 189H49V190H51ZM59 189V188H58ZM112 189V188H111ZM110 189V192H109V190H104V191H106V192H109L110 194H111V192H112V190ZM115 189V188H114ZM131 189V188H130ZM130 189H128V190H130ZM136 189V188H135ZM188 189V188H187ZM199 189V188H198ZM216 189V190H217ZM220 189H222V188H220ZM239 189V188H238ZM246 189V188H245ZM254 189V188H253ZM257 189V188H256ZM89 190H90V192H89ZM116 190V189H115ZM126 191V192H129V191ZM140 190H143V188L142 189H140ZM152 190H153V188H152ZM152 190H151V193H150V190L148 189V192L150 193V194H152ZM155 190V189H154ZM156 190H157V188H156ZM184 190V189H183ZM194 190V189H193ZM200 190V189H199ZM207 190V189H206ZM215 190V189H214ZM222 190H225V189H222ZM228 190H230L231 192H233L230 188L228 189ZM248 190H249V188H248ZM251 190H252V188H251ZM260 190V189H259ZM258 190V191H259ZM262 190V189H261ZM65 191V190H64ZM139 191V190H138ZM177 191H178V189H177ZM189 191V190H188ZM201 191V190H200ZM203 191H205V190H203ZM213 191V190H212ZM218 192H219V189L217 190ZM227 191V190H226ZM237 191V190H236ZM238 191H240V189L238 190ZM242 191H244V189L242 190V188H241V192ZM26 192H27V190H26ZM41 192H42V194H41ZM60 192H62L61 190H60ZM66 192V191H65ZM116 192H117V190H116ZM134 192H135V190H134ZM142 192V191H141ZM144 192V191H143ZM147 191L145 192V193H148ZM154 192V191H153ZM158 192V191H157ZM169 192V191H168ZM194 192V191H193ZM210 192H211V190H210ZM216 192V191H215ZM217 192V193H218ZM228 192V191H227ZM254 192V191H253ZM263 192V191H262ZM45 193H47V191L45 192ZM48 193H50V195H53L51 192H48ZM108 193V194H109ZM120 193V192H119ZM130 193V192H129ZM133 193V192H132ZM136 193V192H135ZM139 193V192H138ZM137 193V194H138ZM148 193V198L151 196L150 194ZM170 193V192H169ZM172 193V192H171ZM190 193V191L187 193V190H186V193H185V195L187 194V196H188V194ZM200 193H202V192H200ZM207 193V192H206ZM213 193V192H212ZM216 193V194H217ZM222 193V192H221ZM224 193V192H223ZM230 193V192H229ZM248 193V192H247ZM249 193H250V190H249ZM37 194V193H36ZM108 194H106V196L108 195ZM110 194H109V196H110ZM116 194V193H115ZM124 194V193H123ZM159 194V193H158ZM163 194V193H162ZM162 194L160 195V196H162ZM216 194H214L215 196H216ZM228 194V193H227ZM230 194H232V193H230ZM242 194V193H241ZM47 195V194H46ZM49 195V194H48ZM47 195V196H48ZM49 195V196H50ZM91 195V196H90ZM95 195V197H96V199H99V200H101L99 197L97 198V196ZM101 195H103V194H101ZM101 195H99V196H101ZM119 195V194H118ZM125 195V194H124ZM142 195V194H141ZM144 195V194H143ZM155 195H157V194H155ZM167 195V194H166ZM190 195V194H189ZM207 195V194H206ZM220 195V192H219V194H218V196ZM46 196V197H47ZM48 196V197H49ZM54 196V195H53ZM105 195H103L102 197V200L104 199V198H107ZM112 196H113V194H112ZM111 196V197H112ZM129 196H130V194H129ZM144 196H147L146 194L144 195ZM172 196H173V194H172ZM192 196V195H191ZM200 196H201V194H200ZM209 196V195H208ZM214 196V197H215ZM218 196H217V198H218ZM256 196V195H255ZM28 197V196H27ZM31 197V196H30ZM45 197V198H46ZM59 198H60V196H58ZM62 197V196H61ZM141 197V196H140ZM152 197V196H151ZM156 197V196H155ZM165 197V196H164ZM168 197V196H167ZM193 197H195V196H193ZM207 197V196H206ZM212 197H213V195H212ZM241 197V196H240ZM245 197V196H244ZM248 197H250V196H248ZM252 197V196H251ZM257 197H258V195H257ZM50 198V197H49ZM74 198H76V199H74ZM82 198V199H81ZM112 198H114V197H112ZM119 198H120V196H119ZM118 198V199H119ZM124 198V197H123ZM136 198V196L134 197V199ZM144 198V197H143ZM148 198H146V199H148ZM163 198V197H162ZM162 198H159V199H162ZM169 198V197H168ZM177 198V197H176ZM189 198V197H188ZM196 198V197H195ZM198 198V197H197ZM202 198V197H201ZM204 199H205V196L203 197ZM226 197H224V199H225ZM253 198V197H252ZM256 198V197H255ZM261 198V197H260ZM260 198H259V200H260ZM27 199V198H26ZM88 198H86V200H87ZM90 199V198H89ZM87 200V202L88 201H92V199H90V200ZM115 199V198H114ZM113 199V200H114ZM166 199V198H165ZM203 199V200H204ZM212 199V198H211ZM210 199V200H211ZM214 199V198H213ZM219 199H221V198H218L217 200H219ZM222 199H223V197H222ZM262 199V198H261ZM69 200H68V202H66V200H65V205H66V203H67V206L69 205V204H71V206H73L72 205V202L70 201V203H69ZM72 200V201H73ZM101 200V202H103ZM106 200V199H105ZM107 200H108V198H107ZM110 200V199H109ZM112 200V201H113ZM125 200V199H124ZM131 200V199H130ZM139 200H142V197L139 199ZM152 200V199H151ZM156 201L158 200V199H155ZM170 200V199H169ZM196 200V199H195ZM216 200V199H215ZM231 200V199H230ZM229 200V201H230ZM235 200V199H234ZM251 200V199H250ZM250 200H249V202H250ZM27 201H29L30 202V198H29V200H27ZM53 201V203H54V200H52ZM61 202H60V204L62 203V205H63V207H65V205L63 204V200H60ZM78 201V199L75 201V202H77ZM98 201V200H97ZM96 200L94 201V203H96L97 202ZM117 201V200H116ZM115 201V202H116ZM121 202H123L124 204H125V201H122V200H120ZM120 201H118V202H120ZM134 201V200H133ZM148 201V200H147ZM155 201V202H156ZM198 201V200H197ZM225 201V200H224ZM228 200H227V202H229ZM236 201V200H235ZM27 203V205H26V203ZM74 202V201H73ZM136 202V201H135ZM144 201H142L141 203H143ZM150 202V201H149ZM151 202H153V204L155 203L154 201H151ZM164 202V201H163ZM162 202V203H163ZM179 202V201H178ZM177 202V203H178ZM183 202V201H182ZM200 202L202 203V204H204L205 202L203 201H201L200 200ZM199 201H198V203L199 204H201ZM209 202V201H208ZM255 202V201H254ZM37 203H38V205H37ZM69 203V204H68ZM93 203V201H92V204L93 205H91V206H93L94 207V204ZM117 203V202H116ZM114 204V202H112V203H110V207L112 206L111 204H113V205H118V204ZM138 203H139V201H138ZM157 203V202H156ZM155 203V204H156ZM160 202H158V204H159ZM193 203V202H192ZM215 203V202H214ZM216 203H218V201L216 202ZM215 203V204H216ZM224 203V202H223ZM264 203V202H263ZM47 204V205H46ZM52 204V203H51ZM60 204H58V206L60 205ZM73 204H75V203H73ZM97 204V203H96ZM101 204V203H100ZM109 204V203H108ZM120 204H122V203H120ZM123 204V206L122 207H124L125 205ZM147 204V203H146ZM149 204V203H148ZM147 204V205H148ZM151 204V203H150ZM158 204H157V207H159L158 206ZM205 204H207V203H205ZM229 204V203H228ZM250 204V203H249ZM254 204V203H253ZM256 204H258V203H255V205ZM260 204V203H259ZM258 204V205H259ZM36 205H37V207H36ZM62 205H61V207H62ZM81 205V204H80ZM85 205V204H84ZM102 205H103V203H102ZM127 205V204H126ZM134 205V204H133ZM227 205V204H226ZM236 205V204H235ZM239 205V204H238ZM238 205H236V206H238ZM257 205V206H258ZM29 206V207H28ZM49 206V205H48ZM51 206V205H50ZM108 206V205H107ZM144 205H142L141 204V207H143ZM218 206V205H217ZM216 206V207H217ZM235 206V207H236ZM247 206V205H246ZM251 206H252V203H251ZM259 206H261V205H259ZM62 207V208H63ZM69 207V206H68ZM74 207V206H73ZM97 207V206H96ZM104 207H105V205H104ZM103 207V208H104ZM109 207V206H108ZM114 207V206H113ZM134 207V206H133ZM140 207V208H141ZM151 207V206H150ZM154 207V206H153ZM177 207H178V205H177ZM186 207V206H185ZM198 207V206H197ZM243 207H245V206H243ZM248 207H250V206H248ZM256 207V206H255ZM50 208V207H49ZM59 208V207H58ZM87 208V207H86ZM127 208H128V206H127ZM140 208H138V210L140 209ZM146 208H147V206H146ZM145 208V209H146ZM154 208H156V205H155V207ZM159 208H163L162 207V205H161V207H159ZM230 208V207H229ZM250 208H252V207H250ZM253 208H254V205H253ZM261 207H259L258 209H260ZM74 209V208H73ZM107 209V208H106ZM119 209H120V206H119ZM126 209V208H125ZM136 209V208H135ZM153 209V208H152ZM233 209V208H232ZM237 209H239V208H237ZM245 209H247L246 207H245ZM60 210H64V208L63 209H61L60 208ZM68 209H66V210H64L65 212L67 211ZM100 210H103V212L105 211L104 209H100ZM99 210V211H100ZM108 210H110V209H107V211ZM112 210V209H111ZM140 210H143V209H140ZM161 210V209H160ZM174 210H175V207H174ZM200 210V209H199ZM249 210V209H248ZM251 210V209H250ZM249 210V211H250ZM71 211H72V208H71ZM83 211H85V210H83ZM117 210H115V212H116ZM129 211V210H128ZM147 211V210H146ZM153 211V210H152ZM155 211V210H154ZM181 211V210H180ZM180 211H179V214H180ZM231 212H232V210H230ZM230 211H229V213H230ZM239 211V210H238ZM241 211V210H240ZM256 211V210H255ZM255 211H253V212H255ZM106 212V211H105ZM105 212L103 213V215L105 214ZM111 212V211H110ZM121 212V211H120ZM119 212V213H120ZM130 212V211H129ZM139 212V211H138ZM137 212V214H135L136 215V218H137V215H141V213H138ZM164 212V211H163ZM165 212H167V210L165 211ZM176 214L178 213L177 211H174ZM233 212L235 213V211H234V209H233ZM243 212H245V211H242V213ZM252 212V213H253ZM70 213V212H69ZM75 213V212H74ZM97 213V212H96ZM102 213V212H101ZM100 213V214H101ZM107 213H109V212H106V214ZM113 214H114V211L112 212ZM110 214V215H113V214ZM117 213V212H116ZM131 213V212H130ZM154 213H156V212H154ZM168 213H170L169 211H168ZM167 213V214H168ZM199 213H202V212H199ZM207 213V214H206ZM219 213V212H218ZM218 213L216 214V215H218ZM234 213H232L233 215H235ZM239 213L240 212H238V214H237V211H236V214L237 215H239ZM40 214V215H39ZM64 214H66V213H64ZM100 214H98V215H96V217L97 216H99ZM158 214V213H157ZM160 214V213H159ZM174 214V213H173ZM208 215V212H205L204 213V215ZM220 214V213H219ZM248 214V213H247ZM259 214V213H258ZM77 215V214H76ZM102 215V214H101ZM110 215H108V217L110 216ZM145 215H146V213L144 214V217H145ZM148 215V214H147ZM152 215V214H151ZM160 215H162V213L160 214ZM196 215H198L197 213H196ZM204 215H202V216H204ZM210 215V214H209ZM230 215V214H229ZM254 215V214H253ZM256 215V214H255ZM264 215V214H263ZM4 216H7V217H4ZM65 216V215H64ZM69 216V215H68ZM74 216V215H73ZM127 216H128V214H127ZM132 216H134V215H132ZM142 216H143V214H142ZM148 216H150V215H148ZM167 216V215H166ZM168 216L170 217V215L168 214ZM174 216V215H173ZM179 216H182V215H179ZM199 216V215H198ZM200 216H201V214H200ZM228 216V215H227ZM227 216H225L224 218H226ZM252 216V215H251ZM4 217V218H3ZM40 217V218H39ZM57 217V216H56ZM95 216H94V219L96 218ZM101 217V216H100ZM112 217H115V216H112ZM122 217V216H121ZM123 217H125V216H123ZM153 217V216H152ZM155 217V216H154ZM163 217H164V215H163ZM169 217L167 218L168 220H170L169 219ZM176 217V216H175ZM184 216H182V217H179L180 219L181 218H183ZM205 217V216H204ZM215 217V216H214ZM217 217H220V216H217ZM216 217V218H217ZM229 218H230V216H228ZM233 216L231 215V218H230V220H232L233 218H232ZM246 217H248V216H246ZM253 217V216H252ZM255 217V216H254ZM257 217V216H256ZM263 217L264 216H262V219H263ZM107 218V217H106ZM110 218V217H109ZM129 218V217H128ZM128 218H126L125 217V219H128ZM130 218H132L133 219V217H130ZM134 218H135V216H134ZM143 218V217H142ZM141 218V219H142ZM151 218V217H150ZM161 218V217H160ZM171 218V217H170ZM186 220H188L186 217H184ZM183 218V219H184ZM196 218V217H195ZM199 218H201V217H199ZM208 218V220H210V221H208V222H211L212 220L211 219H209V216L208 217H205L204 219L206 220ZM234 218H236V217H234ZM240 218V217H239ZM242 218H243V214H242ZM20 219H23V221L22 220H20ZM25 219V220H24ZM38 219H37V222H38ZM74 219V218H73ZM90 219H91V217H90ZM114 219V218H113ZM115 219H116V217H115ZM114 219V220H115ZM118 219V218H117ZM124 219V220H125ZM138 219V218H137ZM137 219H135L134 220V222L135 221H137ZM148 219V218H147ZM154 219V218H153ZM155 219H157V218H155ZM159 219V218H158ZM157 219V220H158ZM163 220H165V218H162ZM172 219V218H171ZM173 219H176V218H173ZM177 219H178V217H177ZM197 219H198V217H197ZM220 219V218H219ZM221 219H223V218H221ZM238 218H236V220H237ZM241 219V218H240ZM6 220L8 221V222H6ZM39 220V221H40ZM96 220L98 221L99 219H97L96 218ZM102 220H103V218H101V220L100 221H98V222H102ZM107 220V219H106ZM118 220H120V219H118ZM195 220V219H194ZM202 220H203V217H202ZM224 220V219H223ZM222 220V221H223ZM229 220V219H228ZM229 220V221H230ZM247 220V219H246ZM5 221V222H4ZM17 223H16V222ZM30 221H33L32 219L30 220ZM29 221V226H31L30 225V223L31 224H35V222L33 221V223L32 222H30ZM42 221V220H41ZM54 221V220H53ZM58 221V220H57ZM67 221V220H66ZM73 221V220H72ZM89 221V220H88ZM91 221V220H90ZM138 221H140V219L138 220ZM137 221V222H138ZM150 221V220H149ZM149 221L147 222V224L149 223ZM152 221V220H151ZM159 221V220H158ZM177 221H179V219L178 220H174V222L176 223ZM189 221V220H188ZM226 221V220H225ZM228 221V222H229ZM233 221H235V220H233ZM259 221V220H258ZM27 222V221H26ZM37 222H36V224H37ZM42 222H44V221H42ZM87 222V221H86ZM129 222H130V219H129ZM133 222V223H134ZM160 222V221H159ZM166 222H168V224H169V221H166ZM165 222V224H167ZM173 222V221H172ZM180 222H182V221H180ZM186 222V221H185ZM192 222V221H191ZM202 222V221H201ZM236 222V221H235ZM238 222H239V219H238V221H237V224H238ZM247 222V221H246ZM251 222V221H250ZM91 223V222H90ZM95 223H97V222H95ZM115 223H117V221H115ZM114 223V224H115ZM120 223H121V220H120ZM122 223H124V222H122ZM128 223V222H127ZM126 223V224H127ZM151 223V222H150ZM152 223H153V221H152ZM162 223V222H161ZM189 223V222H188ZM197 223V225H199V222H196ZM216 223V225H217V222H212V224H215ZM256 223V222H255ZM28 224V223H27ZM26 224V226H28ZM41 226H43L44 227V230H45V224L44 225H42L41 223H39ZM58 224H59V222H58ZM85 224V223H84ZM87 224H89V223H87ZM125 224V225H126ZM128 224H132V223H128ZM135 224H136V222H135ZM135 224H133V225H131L130 227H131V229L133 228V226H135ZM138 224V223H137ZM146 224V225H147ZM181 224V223H180ZM235 224V223H234ZM233 223H232V226H235ZM237 224H236V226H235V230L232 228V230H234V232L235 233H233V238L231 239L232 241H231V243L233 242V240H235L234 241V243H236V241H237V239H238V242L237 243H242V242H240V240H239V238H236V237H238L239 235H240V233L241 234H244V236L243 235H241L240 236V239H242L241 237H243L244 238V243H246L245 244V249L244 250H246L247 249V252H249V249L250 250H252L253 249V247L255 246V242H256V240L257 239H259V238H261V236L262 235H264L263 233L261 234V232L258 234V236H257V234H255V233H251V231L253 230L252 228H248V226L249 225H247V229H249L248 231H244V230H246V228H245V224L244 225H242V223L240 224V225H242L243 227H244V230H242L241 228H239V229H237L238 231H240V233L238 232V231H236V227H237ZM59 225H61V223L59 224ZM96 225V224H95ZM98 225H100V224H98ZM118 225H119V222H118ZM124 225V224H123ZM157 225V224H156ZM159 225H161V224H159ZM158 225V226H159ZM175 225V224H174ZM173 225V226H174ZM222 225V226H221ZM239 225V224H238ZM25 226V225H24ZM33 226V225H32ZM31 226V228H34V227H36V226H34V227H32ZM39 226V225H38ZM48 226V225H47ZM66 226L67 225H65V229H66ZM138 226V225H137ZM158 226H156V229H157V227ZM163 226H165V225H163ZM173 226H170L171 227V230H172V227ZM178 226H179V224H178ZM184 226H186L187 227V224H185ZM184 226H182L183 227V229L181 230V231H183V230H185L186 231V228H184ZM203 226H206V225H203ZM209 226V225H208ZM220 226L221 227H224L223 226V224L221 223L220 224ZM228 226H231V225H228ZM228 226H225V227H227L226 229H227V231L229 230L228 229ZM241 226V227H242ZM50 227V226H49ZM51 227H55V226H52L51 225ZM89 227V226H88ZM96 227H97V225H96ZM108 227V226H107ZM112 227V226H111ZM119 227V226H118ZM140 227V226H139ZM148 227V226H147ZM160 227V226H159ZM159 227H158V229H159ZM168 227V226H167ZM181 227V228H182ZM215 227H217V226H215ZM250 227V226H249ZM28 228H30V227H28ZM27 228V229H28ZM30 228V229H31ZM48 228V227H47ZM57 228V227H56ZM149 228L151 229V228H153V230L151 229L150 231H157L158 232V234H160V232H162V230L161 231H159L158 229L156 230V229H154V227H153V225H152V227L151 226H149ZM164 228V227H163ZM174 228V227H173ZM176 229H177V227H175ZM191 228H192V226H191ZM208 228V227H207ZM212 228V227H211ZM210 228V229H211ZM22 229H24V228H22ZM22 229H21V231H22ZM29 229V233L31 232V230ZM59 229H61V228H59ZM98 229H101L100 228V226H99V228ZM129 229V228H128ZM145 229V228H144ZM161 229V228H160ZM168 229H169V227H168ZM167 229V230H168ZM175 229V230H176ZM214 229V228H213ZM216 229V228H215ZM214 229V230H215ZM222 229V228H221ZM226 229H225V231H226ZM262 229V228H261ZM24 230H26V229H24ZM48 230V229H47ZM46 230V231H47ZM112 230V229H111ZM117 230V229H116ZM145 230H147V229H145ZM144 230V231H145ZM149 230V229H148ZM167 230H165L166 231V233H167ZM170 230V232L171 233H173V230L171 231ZM180 230V229H179ZM178 229L176 230V231H179ZM205 230H206V228H205ZM230 230H231V228H230ZM231 230V231H232ZM242 230V231H241ZM52 231V230H51ZM54 231V230H53ZM57 231V230H56ZM55 231V232H56ZM88 231V230H87ZM103 231H104V229H103ZM113 231H114V229H113ZM137 231V230H136ZM164 231V232H165ZM208 231H209V229H207V233H208ZM211 231V230H210ZM221 231V230H220ZM224 231V232H225ZM226 231V232H227ZM231 231L229 232V234L228 235H231L230 233H231ZM254 231H256V230H253L252 232H254ZM259 231V230H258ZM23 232V231H22ZM22 232H20V233H18L17 235H19V234H21V235H27V230L26 231H24L23 233H26V234H22ZM44 232V231H43ZM58 232V231H57ZM76 232V231H75ZM91 232V231H90ZM120 232H122V231H120ZM119 232V233H120ZM138 232V231H137ZM157 232L156 233H154V234H156L157 236H158V234H157ZM163 232V235L165 234ZM175 232V231H174ZM203 232V231H202ZM213 232V231H212ZM215 232V231H214ZM213 232V233H214ZM226 232L225 233H221V234H225V237L226 236H228V235H226ZM257 232V231H256ZM2 233V232H1ZM34 233H37V232H34ZM60 233V232H59ZM112 233H114V232H112ZM141 233V232H140ZM151 233H153V232H151ZM176 233H178V232H176ZM175 233V234H176ZM180 233V232H179ZM184 233V232H183ZM211 233V232H210ZM212 233V234H213ZM220 233V232H219ZM239 233V234H238ZM46 234V233H45ZM89 234V233H88ZM107 234V233H106ZM108 234L110 235V233H109V231H108ZM118 234V233H117ZM124 234V233H123ZM162 234V233H161ZM174 234V233H173ZM203 234V233H202ZM218 234V233H217ZM261 234V235H260ZM5 235V234H4ZM3 235V236H4ZM10 235V234H9ZM39 235V234H38ZM38 235H36L37 236V238H38ZM49 235V234H48ZM87 235V234H86ZM90 235V234H89ZM188 235V234H187ZM220 235V234H219ZM236 235H238V236H236ZM259 235H260V237H259ZM33 236V235H32ZM43 236H44V233H43ZM43 236H41V237H43ZM61 236V235H60ZM88 236V235H87ZM95 236V235H94ZM103 236V235H102ZM123 236V235H122ZM198 236V235H197ZM17 237V236H16ZM22 237V236H21ZM20 237V238H21ZM77 237V236H76ZM124 237V236H123ZM163 237H165V236H163ZM219 237H221V238H223V236L221 235V236H219ZM230 237V236H229ZM10 238V237H9ZM20 238H18V239H20ZM44 238H45V236H44ZM51 238V237H50ZM55 238H57V235H56V237ZM64 238H66L65 236H64ZM63 238V239H64ZM71 238V237H70ZM74 238V237H73ZM161 238V237H160ZM166 238V237H165ZM164 238V239H165ZM235 238V239H234ZM264 238V237H263ZM0 239H1V237H0ZM16 239V238H15ZM54 239V238H53ZM61 239V238H60ZM59 239V240H60ZM67 239V238H66ZM157 239V238H156ZM200 239H201V237H200ZM206 239V238H205ZM220 239V238H219ZM2 240V239H1ZM17 240V239H16ZM16 240H14L13 239V244H11L12 246L14 245V242L16 241ZM44 240V239H43ZM48 240H50V239H48ZM47 240V241H48ZM97 240V239H96ZM111 240V239H110ZM138 240V239H137ZM194 240V239H193ZM192 240V241H193ZM203 240H204V238H203ZM208 241L210 240V239H207ZM212 240H216V239H212ZM228 241V237H226V239H223V241ZM243 240V239H242ZM241 240V241H242ZM21 241V240H20ZM41 241H42V239H41ZM47 241H45L46 243H47ZM51 241V240H50ZM68 241H70V240H68ZM125 241V240H124ZM140 241V240H139ZM219 241V240H218ZM222 243H223V241H222V239L220 240ZM260 241H262V240H260ZM260 241H258V242H260ZM61 242V241H60ZM63 242V241H62ZM165 242V241H164ZM168 242V241H167ZM183 242V241H182ZM264 242V241H263ZM0 243H1V241H0ZM16 243H18V241L17 242H15V245H17ZM21 243V242H20ZM36 243H38V240H37V242ZM49 243V242H48ZM47 243V244H48ZM53 242H51V244H52ZM57 243H59V242H57ZM66 243V242H65ZM100 243V242H99ZM108 243V242H107ZM115 243V242H114ZM217 243V242H216ZM219 243V246L221 245L220 244V242H218ZM231 243H229L230 245H231V247H229L228 249L230 250L232 247L233 248H235V247H237L238 245H240V244H233L234 246H232V244ZM2 244V243H1ZM23 244V243H22ZM21 244V245H22ZM40 244H41V242H40ZM47 244H44L43 243V245H44V249L46 250V247H48V246H46ZM55 244V243H54ZM72 244V243H71ZM106 244V243H105ZM214 244H215V241H214ZM42 245V244H41ZM56 245V244H55ZM121 245V244H120ZM128 245V244H127ZM170 245V244H169ZM242 245V244H241ZM18 246H20V244L18 245ZM26 246V249H27V251H29L28 250V248H30L29 247V245L27 246V244L25 245ZM38 246V245H37ZM59 246H61V245H59ZM116 246V245H115ZM133 246V245H132ZM218 246V247H219ZM227 246V245H226ZM229 246V245H228ZM264 246V245H263ZM22 247V246H21ZM20 247V248H21ZM39 247V246H38ZM51 247V246H50ZM125 247V246H124ZM217 246H215L214 248H216ZM241 247H243V245L242 246H240L239 248L242 250L243 248H241ZM9 248V247H8ZM15 248V247H14ZM19 248V249H20ZM23 248V247H22ZM43 248V247H42ZM39 249V248H37L38 250H40L41 251V253H42V251L44 250V249ZM49 248V247H48ZM51 248H54V247H51ZM57 248V247H56ZM170 248H171V246H170ZM263 249H264V247H262ZM262 248H261V250H262ZM7 249V248H6ZM18 249V248H17ZM36 249V250H37ZM174 249V248H173ZM181 249V248H180ZM219 249H220V247H219ZM218 249V250H219ZM222 249V248H221ZM220 249V250H221ZM227 249V248H226ZM239 249V250H240ZM30 250H31V248H30ZM50 250V249H49ZM54 250V249H53ZM216 250H217V248H216ZM236 250H237V248H236ZM238 250V251H239ZM4 250H3V248L0 246V257H1V253L3 252ZM6 251V250H5ZM9 251V250H8ZM211 251V250H210ZM225 251H227V252H230V251H228V250H225ZM237 251V254L239 253L240 254V252H238ZM259 251V250H258ZM257 251V252H258ZM31 252V251H30ZM49 251L48 250H46V252L44 251L43 252V255H45V253H48ZM50 252H52L51 250H50ZM50 252H49V256L51 257V254H50ZM156 252V251H155ZM175 252V251H174ZM192 252V251H191ZM215 252V251H214ZM226 252V254H228ZM233 252H235L236 253V251H233ZM232 252V255L233 256H235V258L236 257H238L236 254L234 255V253ZM246 252V251H245ZM263 252H264V250H263ZM28 253V252H27ZM40 253V252H39ZM188 253V252H187ZM202 253V252H201ZM31 254L33 255V253L31 252ZM30 254V255H31ZM114 254V253H113ZM143 254V253H142ZM208 254V253H207ZM206 254V255H207ZM226 254H221V255H224V256H222V257H225L226 256ZM231 254V253H230ZM229 254V255H230ZM242 254V253H241ZM249 254V253H248ZM32 255H31V257H32ZM40 255H42V254H40ZM65 255V254H64ZM216 255H218V254H216ZM229 255H227V258L229 257ZM245 254H243V256H244ZM252 255V254H251ZM257 255H259V254H257ZM261 255V254H260ZM37 256H38V254H37ZM36 255L34 256V257H37ZM45 256H47V254L45 255ZM182 256V255H181ZM211 256V255H210ZM241 256V255H240ZM247 256V255H246ZM29 257V256H28ZM27 257V259H29ZM40 257V256H39ZM39 257H37L38 259H39ZM50 257H48V258H46L47 259V262H48V259L50 258ZM110 257V256H109ZM174 257V256H173ZM216 257H218L219 258V256H216ZM221 257V256H220ZM3 258V257H2ZM175 258V257H174ZM180 258V257H179ZM179 258H178V260H179ZM244 258H247V257H244ZM243 258V259H244ZM251 258H252V256H251ZM250 257H248L247 259L249 260L248 261V263H251L250 262V259H251ZM1 259V258H0ZM17 259V258H16ZM32 259V258H31ZM35 259V258H34ZM46 259H45V261H46ZM141 259V258H140ZM140 259H138V260H140ZM151 259V258H150ZM176 259V258H175ZM217 258H215V261L217 262V260H216ZM221 258H219V260H220ZM228 259H231V258H228ZM227 259V261H231L232 262V260H233V257H232V259L231 260H228ZM243 259H240V258H238V260L239 261H237V262H235V264H237L238 262H240L241 260H243ZM116 260V259H115ZM137 259L135 260V262L136 261H138ZM202 260V259H201ZM205 260L207 261H209V263H207L206 262V264H211L210 262H211V260H213V258L211 259L210 258V260L209 259H204V262H205ZM218 260V261H219ZM222 260L224 261V258H222ZM246 259H244V261H245ZM41 261V260H40ZM44 261V262H45ZM141 261V260H140ZM177 261V260H176ZM180 261H182V260H180ZM179 261V262H180ZM227 261H225V262H223V264L224 263H226ZM243 261V262H244ZM261 261V260H260ZM4 262V261H3ZM24 262H25V260H24ZM31 262V261H30ZM29 261L28 262H25V263H30ZM33 262V261H32ZM31 262V263H32ZM44 262H43V264H44ZM50 262V261H49ZM141 262H143V261H141ZM215 262V263H216ZM222 261L220 260V262H218L219 264L221 263ZM230 262V263H231ZM242 262V261H241ZM240 262V263H241ZM246 262V261H245ZM261 262H264V260L263 261H261ZM7 263L9 264V262L7 261ZM20 263H23V261H21ZM163 263V262H162ZM168 262H166V263H164V264H167ZM174 263V262H173ZM247 263V264H248ZM0 264H2V262L0 263ZM3 264H5V263H3ZM80 264V263H79ZM83 264V263H82ZM171 264V263H170ZM174 264H179V263H174ZM213 264V263H212ZM222 264V263H221ZM232 264H233V262H232ZM239 264V263H238ZM244 264V263H243Z\"/></svg>",
  "mask_w": 264,
  "mask_h": 264
}]
</instances>
